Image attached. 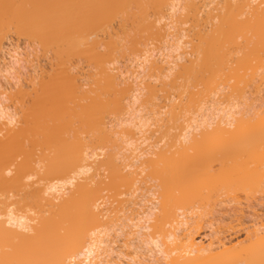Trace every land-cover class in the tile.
Listing matches in <instances>:
<instances>
[{
  "label": "bare ground",
  "instance_id": "obj_1",
  "mask_svg": "<svg viewBox=\"0 0 264 264\" xmlns=\"http://www.w3.org/2000/svg\"><path fill=\"white\" fill-rule=\"evenodd\" d=\"M175 1H176V3H178L177 0H0V29L6 28V30H3V32L4 31L7 32V30H8L7 28L8 27L10 28L12 26V28L16 29V31L19 34H21V36L26 35L24 37L22 36L23 39H25V37L28 36L30 38V40H28V41H30V43L34 40L35 46H36L35 43L37 42L39 44V46L44 49V50L42 49L43 51L47 50L45 52V55H46V53L48 55V51H51L50 55L54 54V56H52V58L54 59L55 56L57 58V59L53 60V61L56 60L55 63H57V60H58V63L55 65L53 64V61H52V64H50V63H49V65L47 64L48 68L50 69V70H48L49 72H47V73H45L44 71L41 72V70H43L44 68L42 67V65L40 66L38 63L36 66H34V68H32L33 70H31V72H34V74L36 73V71H38L39 73L41 72L40 73L41 77L39 76L40 79H37L36 74H35V80L36 79L39 80V81H36V82H38L37 84L34 85V83H36V82H34V79L32 78V76H31V80H28L29 83H30V81L31 82L33 81V83H30L31 85L27 84L30 87L34 88L33 92L31 91L32 88L30 90L31 94L33 93L32 95H30V92L26 90L25 87L27 85L25 86L26 83H23V81H21L22 79L20 81L17 79L15 81L17 83H14V84L11 82L12 84H9L10 87H9V85H7L8 87L6 86L7 91L12 92L10 97H8L6 100L9 101L12 99L14 102L17 100L15 102V105H16V103L20 104L21 101L23 102L24 99H25V101H27L26 99L30 98L31 103L29 104V101H27L28 103L25 102V105L29 104L28 105L29 107H27V106L25 107V105H23L21 103V107L19 108V113H17V114L15 113V115L13 114L14 116L6 113L3 109H0V135H1L0 136V201H1V199H3L2 196H4V194L6 196L7 190H8L7 191L8 193L11 192V189L13 188V184H14V187L15 186L16 187H15V189L14 188L12 189L13 193H10V196L7 193V196L11 199L10 200L8 199L9 200L8 201L7 199H5V196H4V199H3V201H1V203L2 202L7 203V202H10L11 200H13V202L14 201L19 202V200H20V202L21 201L23 202V199H24V203H22V202L17 203L18 205L20 204L19 205L20 207L18 206V209H21V208L23 210H24V208L27 209V208H29L28 205L32 204L33 208H35V210H38L37 205L38 204L40 205V202H42V203L44 202L42 205H47V206L43 207V209L46 208L43 211H45V210L50 211V210H47L48 205H49V207H48L49 209L51 207H53V209H56V207H57L56 203L58 202L57 204L61 205L60 207H62L60 210L64 211V212H62L63 214L61 215L60 218L58 217L59 214L58 215L52 214V215H55V217L53 216L54 218H59V219H55V221L52 220L51 218H49L50 217L49 215L51 213H53V211L55 213L57 210H59L60 207L58 206V209H56V211L52 209L53 211L51 210L50 212H48V213H50L48 216H46L45 215L46 212H44V216L43 217L40 216L41 219L39 218L40 222H37V221H39V219H38L39 215L43 214L42 212H41V214L38 213L39 215L37 217V219H38L37 220L36 218H34V214H36L35 212H38V211H34L33 212L34 214L32 213L33 217H30V215H28V214H31L30 212H32L34 210L33 208H32L33 210L31 208L29 209V211L25 210L27 212V215H25L26 213L23 215L24 212H21V211H23L22 209L18 210L20 212L17 211V209H16L17 206L15 207L16 203L14 205H13V202H12V204L10 202L9 205H8V203L7 204L5 203L6 205L3 204L5 206H8V208L10 207V209H8V208L6 209L4 206L0 208V212H1V209H3V208L6 211L5 212L4 210H2L1 213H3V212L4 213L3 214L0 213V226H2V223H3L7 227V228H5L3 226L5 228V230L3 229V227H1L0 232H2V233L5 232V233L4 234L0 233V237L1 236L3 237L4 235H6L7 231H9V232H7V235L4 236L3 239L1 238L2 241L3 240L4 241L2 242V244H0V249H1L0 255L3 254V257H4V255H6V253H4L2 251L7 250L6 252H9V251L13 250L10 253L13 256L15 254V252H17L16 255H18V256H16V258L20 257L19 259L22 262L20 264H25L23 261H28L29 264H139L137 262L138 261L137 259L141 258V256H143V255H145V257L147 256L153 264H193V263L195 264L196 260H199L200 262H201V260H203V262H204L205 259H208L211 256H213V258H211L212 261L213 260L215 261L216 258L214 257V254L216 253L215 251H217V250H215L216 248L220 249L219 247H221L220 251L223 253L222 249L225 245H226V249H227V246L229 248L232 243L233 244L235 243V240L230 239L232 234H233V236H235L234 234H237L239 232H244L245 233L244 236L246 235L245 237L247 238L246 242L248 243L250 239L253 240L255 238L254 239V241H255L256 238L260 237V235L264 233V228L261 229L263 225L260 228V230H262L263 233H261L262 231H259L260 232L259 235L256 233V232H258L259 229L257 228L258 230L256 229L257 230L256 231L252 228L254 226L257 227V225H258L257 219H260L262 216V214H260L261 216H259L260 212H258V211L261 208H263L264 205H263V207H260V209H257L256 208L257 205L254 206L252 204V205L245 206V203H244L243 207L244 208L247 207L248 210L245 211V209H243V207H241L243 210H241L239 208L241 212H239V210H237L239 212L238 214L241 213L239 216L240 220H239V218H237V220H239L237 222L240 225V229H239V227H237L238 228L237 232L233 230L234 232L232 234H231V232L228 233V231H227L228 235H226V233H224V232L220 233V231H213V224L214 223L211 224L212 221L204 229L205 232H197L198 231L197 229H199V226H198V228L195 226L197 229H195L193 231H192V229L189 230L190 225L188 224L189 225L188 226L185 222V220L188 218L189 214L191 215L193 213V211H192L193 208L197 209L196 207L203 204V202H204V204L201 206H203L204 208L206 207V205H208V204L210 205L212 202L210 200L211 199L213 200V195H215L216 190H218L220 187L222 188L223 185L225 187L227 186L226 189H229L228 190L229 193L227 192V190H225L228 195L231 192L230 189L234 190L232 188L238 186V187H236V188H238L237 192H239V191L243 192L244 191L243 193L245 194V197H246V195H248L249 196V197L247 196L248 198H250L252 196L251 199L252 198L254 199L255 198L254 194L257 196V194L259 195V193H260V194H262L261 197L264 198V170H263L264 168L262 169V165H264V108H263L264 103L262 102L263 103L262 107L261 106L257 107V104H256V106L250 104L253 107L255 106L254 109H253V107H251L252 109L250 107L248 108L249 104L246 106V103L244 105V108H243V105H241V104H243V103H241V102H243V97L246 96L244 91L246 90V93H247V90H252L251 87L253 88V85H254L252 81L256 82L254 77H256V79L257 80L259 79V80L256 82L257 84L255 83L256 86L254 85V88L252 90L254 93L252 92V94H254V95L257 94V96H260L262 94V92L264 91V89H263L264 88V77H263V75H260L261 73L262 74L264 73V72H262V71H264V69L263 70L261 69V66H262V68H264L263 67V65H264V63H263L264 62V59H263L264 58V56H263L264 55V0H238V1H235V0H222L221 1V0H219L221 2H218V0H217L218 5L216 3H214V4H216L218 7H216V6L214 7V5H211L213 3V1H215V0H181V1H179V3L183 1V4L181 3L183 6L181 4L179 5V3H178L177 8L175 5ZM207 1H209V2H207ZM219 4H221V6ZM180 6H182L183 8ZM210 6H213L214 9L210 8ZM178 7L182 8V10L179 9ZM177 9L181 10L183 12L178 13L179 11ZM167 12L170 14H168ZM175 14L176 15L179 14V16L176 17ZM174 15L176 17L175 21L177 20V22H175V23H177V24L179 23V26L181 25L180 26L181 28L179 26H177L176 24H175L176 25L175 26L174 23L171 22L175 18ZM115 19H117V21H119V22L116 21L117 22L116 23L114 21ZM214 20L218 21L217 22L218 24L214 22L217 25L216 26L214 25L215 27L212 28V31L210 30L211 31L210 32L209 29H211L210 27L212 25L209 27L208 23L210 21H214ZM113 21L115 22V27H116V25L117 26L119 25L118 28H120L121 31L125 26L130 25L127 27L131 28L130 29L131 31L129 29H128V31L132 32V33H130V34H133L132 36L129 35V33H125V35L127 34L126 35L127 37H126L125 35L122 34L123 31L122 32L118 31L119 35L122 34L123 36L126 37V38L125 37L122 38L120 36V39L122 38V39H124V41L126 39V42L124 44L126 45V47L130 46V49L126 50L127 48L124 45L123 46L121 45L122 47H120V48L118 47V46H120V44L118 45L117 40L119 41L120 39H118L119 38L118 37L116 40V37L119 35L117 34V31L114 30L115 27L112 29L111 25L114 24ZM166 21H168V22L170 21V23L167 22L168 23L167 24ZM173 22H174V20H173ZM170 24H173L175 27H178L180 31H181V29L183 30V28H185V30H183L185 32H186V26H187V28L189 27L187 29V31L189 32V34L192 32L194 33L193 35H194L195 39L198 40L197 41L198 44L195 45L196 42L193 43V42H190V40H189V42H185L184 47H186L187 49H189L188 46L191 45L190 52L187 51V49L185 48L186 52L183 51L184 53L182 52L181 56L177 55L175 57L174 55H172L173 49L171 50V47L174 48L173 51L176 55V53H177L176 50L178 51L180 49V47H178L177 44L173 43V45L174 44L176 45L175 47L172 45L171 46L165 45L162 48L160 47L161 49H159V47H158L159 43H158V44H156V46L158 47V49H157L158 54H156L157 51L155 52V54H156V55H154L155 57H152L153 54L151 55V53L147 54V50H149V48H150V47L147 48V44H148V46H151L153 44V43H151V44L149 43L150 39H151V41H153V39H156V40H154V41H156V43L160 42L161 39H162L161 41H163L164 39L165 40L166 39L174 40L173 38H175V37H173V35L171 33H169L167 30V28L169 29V31L171 29H173L172 31H173L174 36H175V33H176L174 30L175 28L173 26H171ZM206 25H208V27H209L208 31L210 33L204 32L205 30H207ZM203 29H205V30H203ZM9 30H8V32H9ZM11 30H13V29H11ZM116 30H118V29H116ZM123 30L125 31V30H127V28L123 29ZM172 31H170V32H172ZM176 31H177V29H176ZM183 31H182V34L185 33ZM3 32H2V30H0L1 34ZM11 32H13V34L17 35V32L15 33L14 30ZM120 32H121V34H120ZM1 34H0V36H1ZM7 34L6 35L3 34V35L8 36ZM10 35H12V34H10ZM193 35L190 34L189 35L190 38L193 39L194 38ZM17 37H15V38H17ZM100 37H101V39H100ZM144 37H147L148 41H149L148 43L146 42V44H145V41L147 40V38L145 40H143ZM182 37H183V35H182ZM0 38H4V37L2 36ZM29 38H27V39H29ZM136 38H137V40L142 38L141 39L142 41L140 40L139 42H137ZM184 38H185V40L190 39V38H188L187 35L186 36L184 35L183 39ZM122 39H121V41H123ZM157 39H159V41ZM195 39H193L192 41H195ZM0 41H1V39H0ZM17 42H19V41H17ZM127 42H130V45H127L126 44ZM143 42H144L145 48H147V49L144 48L146 50V53L144 50H142V52H140L141 54H138V53H135V54H137L136 55L137 57H138V55H141L142 57H144V54L145 55L147 54L149 56L151 55L150 57H152V58H150L148 56V59H147V57H146L147 55L143 58V61L146 63L147 67H145V69H144V67L141 65L145 66V64L143 63L142 59H141V61H142L141 62L140 59L138 58L139 59L138 61L143 63V64L137 63L138 61L136 60L137 62L133 63L130 67L127 66L126 71H125V66L127 65V63L129 62L130 59L127 60L126 58H124L122 53L125 52L124 54H126L129 50H131L132 52L130 51V53H127V54L133 55L132 57H134L133 59L135 61L136 56L133 53V51H135V50L138 51L139 48L143 49V47H141L139 45V43L142 44ZM168 42H169V40L166 41V44L169 45ZM176 42L180 43V42H178V40H176ZM119 43H120V41H119ZM1 44H0V47L2 46ZM38 44H37V48L39 47ZM121 44H122V42H121ZM164 44L165 43H162V45H164ZM199 44H201V45H199ZM34 45L32 44V47ZM35 46H34V49L36 48ZM103 46H104L105 50L102 49ZM179 46H181V45L179 44ZM123 47H124V49H123ZM34 49L31 50V53H32V51H34ZM141 49H140V51H141ZM27 50L29 52V49H27ZM39 50H41V48ZM101 50H103V51H101ZM243 50H244V52H247V53L244 54V52H242ZM4 51H6V50H4ZM43 51H42V53H43ZM52 51H53V54H52ZM143 51H144V54H143ZM164 51H167L169 53L165 54ZM38 52H40V51H38ZM150 52H152V51L150 50ZM241 52H242V54H240ZM11 53H12V50H11ZM22 53H24V52H22ZM33 53H36V52H33ZM42 53H41V56H42ZM131 53H133V54H131ZM130 55H128V56H130ZM261 55L263 57H261ZM27 56H29L28 53H27ZM49 56L47 57L48 59L51 57V56L50 57ZM116 56H117V58H118V56H122V58L124 60L125 59L127 60V62H124L125 66H124V64H122L123 61H121L122 62L121 64L124 68H122L121 65L120 66L116 65V63L118 64L117 61L119 59L118 58L117 61L115 62ZM156 56H157V58H156ZM158 56L161 59L158 58ZM186 56L188 58H186ZM70 57H76V58L79 57L77 59L75 58L77 61L75 59L71 58V60H70L71 63L73 61L72 64H74V60L76 63V65H73V66H76V67H77V65L79 66L81 63L84 62L81 60L84 59L87 62V64L91 65L90 68L92 67V65H94V70H93V68H91V70H93L94 72L92 71V73L90 74L91 70L89 71L88 69H86L89 72L87 71L88 73L87 72L85 73V75L88 74V77H87V79H84L85 75L83 74L84 75L83 76L81 71L85 70L83 68L84 67L83 65H85L86 62H84V64H82L83 67H77L78 69L81 68L80 69L81 71L79 72V70L74 69L73 66L71 67V65H69V64H68L69 66L67 65V63H69L68 60L70 59ZM80 57H81V60H78V59H80ZM7 58H13L11 56V54L9 53V51L5 52L2 55V57H0V66L1 67H2V65L3 66L7 65L6 64ZM67 58H69V59L67 60ZM128 58H131V56ZM149 58H150V60H149ZM28 59H29V57L27 58V60ZM42 60L43 59H41V61ZM44 60L46 62V59H44ZM9 61H10V59H9ZM33 61H34V59H33ZM80 61H81V63H79ZM22 62H23V60H22ZM36 62H37V60H36ZM34 63H35V61H34ZM43 63H44V61H43ZM113 63L117 67L115 65H113L111 67V65ZM131 63H129V65ZM260 63H261V65H260ZM87 64H86V66H87ZM233 64H234V66H232ZM140 66L143 67V70ZM119 67L124 69L123 72L121 71L122 69L120 70ZM26 68H27V66H26ZM82 68H83V70H82ZM88 68H89V66H88ZM130 68H133V69L131 70ZM140 68H141V71H147L148 72V73H146L148 75V77L147 76L144 77V78L148 79V81L145 80L144 78H141L143 76H141V74H140L141 72H138V70H140ZM256 69L259 71H256ZM11 70H12V68H11ZM21 70H22V68H21ZM254 70L260 74L254 73L255 72ZM27 71H29V70H26V72ZM45 71H47V70L45 69ZM127 71H128V73H126ZM228 71H230V72H228ZM20 72H22V71H20ZM153 73L154 74L156 73V76L153 75ZM225 73H226V75H224ZM28 74H29V77H27V78L29 79L31 73H28ZM222 74L226 77L224 78V76H223V78H220V77H222ZM227 74H228V76H227ZM32 75H33V73H32ZM81 75H82V77H80ZM25 76H27V74ZM257 76L258 77L260 76V77L257 78ZM37 77H38V75H37ZM178 77L181 80H178ZM205 77L207 78V80L205 79ZM228 77H230V79ZM80 78H83V79H80ZM149 78H151V79H149ZM250 78H251V82H250ZM19 79H20V77H19ZM163 79H166V80L164 81ZM175 79L177 80V82H175ZM222 79L224 80V82ZM228 79L229 80L232 79V81L228 82ZM4 80H6V79H4ZM24 81L26 82L27 80L24 79ZM179 81H181V83H178ZM218 81L219 82L221 81L220 85H221V83L223 85L220 87H222V89L225 88V90L229 89L230 91H228V92L233 96L232 97L230 94H226V93L222 94L224 91V89H223V91L221 93L222 97H223L222 99L223 100L225 99V101H226L227 96L226 97L223 96L226 94L229 96L228 97L229 99L233 98V101L236 99H237V101L240 100V103H241L240 106L241 107L240 106H239V108H238V106L235 107L236 105H234V104H236L237 102L233 103V105H234V107H233V105L229 104V101L231 102V100H229L228 105L225 108L223 106L224 109L217 108V106L219 104H218V101L216 102L217 99L215 100L214 97H216L215 95L217 93L220 94L219 90H218L219 92H217V91H216L217 93L215 92V90H217V89H215L216 88L215 86L219 87ZM233 81H235V82H233ZM83 82H85V83H83ZM226 82H228V83L226 84ZM199 83L200 84L203 83V85H205V88L207 87L208 89H210L212 91L209 90L210 91L209 92L208 89H206L208 93L204 90H202V92H201L200 87L202 88L203 85L202 84L199 85ZM142 84L143 85L145 84L144 89L140 87V85H142ZM228 84H230L229 85L230 88H228L229 87ZM249 84H253V85H251V87H250ZM143 85H142V87H143ZM168 85L171 87L167 88ZM196 85H198L199 87H195ZM224 85H226L228 89H226V86L224 87ZM33 86H35V87H33ZM30 87H28V88H30ZM158 87L161 88L159 90L164 94V99H165V100L163 99V101H165L164 106L163 107L160 106L161 108L160 107H158V108H159V110L162 108L167 109V110L161 111L162 113L159 112V110L158 111L156 110V113H161L160 115L161 116L163 115L164 118H165V114L167 113L166 117L169 116L168 117L169 119L165 118V120L168 121L167 123H169V124L171 123V125L166 126L167 124L166 125L164 124L165 127H168L165 129L166 130L165 131L166 134H165V132H163L161 130L162 128L164 130V126L162 124V121H163L162 119H164L163 117L161 118V116H160L161 119L158 121L159 122L158 126L156 123L157 121L154 124H152L151 122H149L148 124L156 125L158 127V130L162 131L161 135L159 133H156V132L153 133L154 131H156L157 128L154 126H149L147 124V121H145L146 119H149L154 114V112H155L154 108L157 107L156 104H154V102H153V106H150V109H148L149 107L147 105H146V107L143 106L144 104H146V102L141 105L142 109L140 107L139 108L134 107V104L136 105L139 101H141V100H139L140 97H143L145 95V93H141V94H144L143 96H141V94H138L140 91L142 92L141 89H143V92H146V93L148 92L150 94V95L146 94V96H145L146 98L150 96L149 100L152 101L151 97H153L154 98L153 101L156 100V102L158 101V103L160 104L159 94L157 92ZM165 87L167 89H165ZM190 87L192 89H194V87L197 89L199 88V90L194 89L192 92H189L191 89L188 90V88H190ZM247 87L249 89H247ZM22 88H24L25 91ZM205 88L203 86L202 89H205ZM231 90H232V93H231ZM170 91H171V93H170ZM213 91H214V93H213ZM27 92H29V93H27ZM185 92H188L189 95H188L187 100L184 99V103H183L182 95ZM196 92H198L199 94ZM174 93L177 95L172 97L171 95H175ZM205 93H206V95H204ZM248 93H251V92L249 91ZM259 93H261V94L258 95ZM133 94H134V97H133V100H131L132 103H130V101L128 99L127 101L129 103L124 107V105L121 102L126 100V98L129 95H130L129 98H132L131 96ZM208 94H210V97H207ZM263 94H264V92H263ZM169 95L172 98H170ZM5 97H7V96L5 95ZM217 97H218V95H217ZM141 99H143L145 101L144 98H141ZM258 99H259V97H258ZM127 101H126V103H127ZM185 101L187 104L191 103V104H189L190 107L187 110H186V108L188 107V105H187V107L185 105H183V104H185ZM250 101H249V103H250ZM14 102H12V103H14ZM140 104H141V102L139 103V106H140ZM150 104L152 105L151 102H150ZM13 105H11V106H13ZM191 105H192V108L196 107L194 113H192L193 111H189V110H194V108L193 109L191 108ZM237 105H239V104H237ZM19 106H17V107H19ZM152 107H154V108H152ZM143 108H144V110H147L146 111L147 113H148V110H150L149 111L150 113H148V115L152 114L151 116L147 115L149 118H146L145 120H143V117H141L142 114H140V113H142ZM158 108H156V109H158ZM8 109H9V107H8ZM17 110H18V108H17ZM253 110H256V111H253ZM151 111L152 112L154 111V112L152 113ZM165 111H166V113L164 114ZM107 112H114V114L119 113V117H121L122 112H123L124 118L121 119L119 123L115 122L117 124L113 123L112 121H110V122H112L111 124H109V122L106 123L105 119L106 120L110 119L113 116L111 113V114H109L111 116H108V118H105L104 114ZM185 112H186V114H185ZM187 112L188 113L191 112V114L193 115V118H189L191 115L188 114ZM116 114L114 116L116 117L115 120L117 121L118 114H117V116H116ZM185 115H188V118ZM143 116L145 118L146 114H144ZM156 116H157V118H159L158 115H156ZM156 116L153 115L152 117H156ZM119 117H118V119H119ZM165 120H164V122H165ZM160 123L162 125H159ZM151 127H154L155 129L153 128L154 130H152V129H150ZM160 127H162V128L159 129ZM208 128L209 129L212 128V130H209ZM118 129H119V131H118ZM169 129H172L176 132L172 135L171 134L169 135V133H170ZM144 130H146V131H144ZM148 130H152L153 132L152 131L151 132L154 135L157 134L156 137L158 138V141H159L158 143H162V138H163V140H164V138L167 139L166 142H164L166 144H164V145L162 144L160 147L158 145V143L155 142L156 144H154V145L151 144L152 145L151 146L149 144L153 143V141L150 142L149 144L147 141H145V144L143 143L144 145H146V142H147V144L149 146H151L148 148L149 152L146 149L148 145H146V148L143 147V149L141 151V153H142L141 157L144 159H142L139 155H138L139 156V158H138V156H136L137 154L136 155H135V153L133 154V152H135V151H136V153L139 154V152H137V150L139 151V149H137L134 146V144L135 143L137 144L138 140H140L141 137H142V139H143V137L144 138L147 137L146 133L148 132ZM158 130H157V132H159ZM30 132H33V133L30 134ZM34 132L37 134L39 133L43 137V140H42V139H40L41 137L39 138L40 135L39 136L37 135L38 141H42L44 144L40 143V142H38V144H34L32 140H30V141H32V143H30V141H29L30 144H27L28 143L27 140L30 139V138L27 139V137L29 135H30V137H32V134H35ZM167 132H169V133L167 134ZM211 132L213 135H211ZM213 132H215V134ZM148 133H150V132H148ZM140 134H142V136L139 138L138 136H140ZM162 134L164 136H162ZM35 135H33V137ZM84 135H87L86 136V137H88L87 139H91V141L88 140L89 144L91 142V147H88V148H92V142L95 144L99 143L98 145L93 144L95 147L96 146L97 147L96 148L94 147L92 149H93V151L94 150L97 151V148L99 147V149H98L99 152H100V150H102L101 154L99 152H98L99 155L93 154L96 151H94V152H92V154H90L92 149L91 150L89 149L90 152L86 153V151H87L86 148L89 144H87V140H86V137ZM210 135L212 136V139H211ZM135 136L138 137V139ZM149 136L151 137L152 134H150V135L148 134V138H149ZM158 136L161 138H159ZM91 137L95 138V140L93 141V139ZM134 137L136 138V140L134 139ZM200 137H202V138H200ZM207 137L208 138L210 137L209 140H206V139H208ZM154 139H155V137H154ZM24 141H27V142L24 144ZM134 141H136V142H134ZM199 142H200V144H199ZM108 143L109 144L111 143L113 145V146L110 145V148L112 149L111 151L113 153H110L111 151H109V152H107V155L103 156V154H105V152H106V149L110 150V148L108 149V146H107ZM23 144L27 147L36 148L39 151V152L36 151L38 154H40L39 149L43 145H46V147H47V145L50 144L49 146L51 147L52 150H50L49 151L50 153H49L46 151L45 148H44L45 150L41 149V152L43 151L42 155L40 154L41 156L37 157L38 155H36V152L34 151V149H30V148L26 149L27 147H24ZM41 144H43V145L39 147V145H41ZM100 144L103 145L104 148L101 149L99 146ZM114 144L116 145L115 147H114ZM197 144H199V145H197ZM207 144H208V146H207ZM35 145H38V146H35ZM53 145H55V147H53ZM197 146H199L200 149ZM105 147H107V148L105 149ZM116 147H117V150L115 149ZM208 147H209L210 151L206 150ZM47 148H49V147H47ZM53 148H55V149L57 148L56 150L58 151V153H55L54 152L55 149L53 151ZM150 148H152L153 150H150ZM201 148H202V150H201ZM118 149L121 151L122 155L124 154L123 157H122V155H120V151ZM145 149H146V151L144 152ZM51 151L53 153H55V155L56 154L60 155V157L64 156L63 158L65 159V161L61 162L62 159H60V157L57 156V158H59L60 160L56 159L54 157L56 159L55 160L56 162L54 163V160L50 159L51 163L49 165L48 156L49 155L51 156ZM124 152H127L128 154L127 153L125 154ZM44 153H45V155H44ZM46 153H47V155L48 154L49 155L47 156ZM117 153H119V154H117ZM129 153H130V156H129ZM143 153H145V154H143ZM112 154H114V155H112ZM61 155H63V156H61ZM125 155H127V156H125ZM132 155H135V156H133L134 157L132 159L133 161L130 158ZM19 156L20 157L22 156L23 158L22 157L19 158ZM35 156L37 157V159L43 158L45 160L46 158H48V159H46L45 162H47V163H45V164H47L48 166H52V167L50 168L48 173H46V171H45L46 175L48 174V175H58V176L63 175L64 176V174H67L68 172H72L74 175L72 174L73 175L72 176L71 173H69V175H71L70 178H68V176H69L68 174H67V177L66 176L64 177V179L68 178V180H63L60 182L57 181L58 183H56L55 180H57V179H55L54 177H53L54 179H52V177L50 176L52 179V180H50V178L49 179L47 178L48 175L47 176L43 175V178H46V180H48V181L50 180L53 183L54 182L55 183L53 185L50 184L51 186H49V188H48L46 185H44L45 181H43V179L41 178L42 183L44 182L43 185L41 186L40 182H37V183H39L38 185L42 187V191H45V190H43L44 186L47 187V188H44V189H47V191L44 192L45 196H42L43 192L40 193L41 187H39L35 184L33 185L30 183L32 181H35V183H36V180L38 179L37 178L38 175L35 178L33 177V180H30L32 177L28 176V175L34 174L33 172L36 170L35 167H39V165L35 166V167L32 165L36 162ZM202 156H204V159L201 158ZM51 157L53 158V155ZM127 157L130 158L129 159L130 161L127 159ZM209 157H211V158H209ZM115 158L117 160H115ZM135 158H137L138 160L140 159L138 161L139 162L138 164L140 167L144 166L143 170H144V172L147 171L148 172L147 174H145L143 172V170L139 171L140 172L139 173L137 170L140 167L137 168V170L135 169V164L137 165V163H136L137 159H135ZM21 159H22V161H21ZM43 159H41V160L44 162ZM121 159L123 161H121ZM141 159H142V162H141ZM15 160H16V162H14ZM18 160H19V162H18ZM58 160L60 161V163ZM203 160L205 161V163ZM37 161H40V160H37ZM116 161L121 162V163H118V162L116 163ZM125 161H127V162H125ZM131 161L134 163V165H133V163H131ZM43 162H41V164H43ZM128 162L131 163L132 165L131 164L129 165ZM140 162H141V164H140ZM36 163H38V162H36ZM58 163L61 164V166L58 165ZM211 163H213V164L215 163L217 165L221 164L220 166H223V168H225L226 165H228L230 168H227V172H229V174H231V176H244L243 180L246 181L248 178L247 183L245 184V181L242 182V180L240 178L234 179L231 177H227L225 174L216 173L217 176L215 177L214 171L212 173H210V167H211L210 165H213ZM121 164H123V165H121ZM125 164H127V165L124 167ZM144 164H146L147 166H145ZM251 164H252V166H250ZM11 165H12V167L13 166L15 167L18 165L22 170L20 168L17 169L18 168L17 167L15 172H13L14 170L11 169L12 168V167H10ZM120 165L123 167H121ZM141 165H143V166H141ZM9 167H10V169H9ZM40 167H41V171H44L43 170L44 166H40ZM212 167H214V166H212ZM238 167H239V170H238ZM34 168H35V170L33 171ZM127 168H129V170L130 171L132 170V171L128 172L129 170ZM236 168H237V170H236ZM26 169L28 172L26 171ZM91 169H92V171H91ZM134 169H135V172L137 171L139 173V174L137 173L138 176L141 174V172H142V175L145 174L147 176V177H145L146 179L140 180L142 178H140L138 176L136 177L135 172L133 171ZM140 169H142V168H140ZM228 169H229V171H228ZM17 170H20V171H17ZM30 171L32 174H29ZM230 171H232L233 173ZM238 171H239V173H238ZM39 172H40V169H39ZM90 172H92V173H90ZM11 173L12 174L14 173L16 175H14V174L11 175ZM18 173H20V174H18ZM25 173H27L26 177H29V179L27 178L28 181L30 180L29 182L27 181V183L23 182V179L25 180L26 177L25 178L21 177V176H25L26 175ZM43 174H44V172H43ZM149 174L155 180L150 178ZM17 175H18V178L16 177ZM142 175H141V177H142ZM19 176H20V178H19ZM40 176H42V175H40ZM44 176H46V177H44ZM133 176L136 178H139L140 182L144 181V180L149 181V179L153 180L150 182L147 181V183L145 185L143 184L144 187L147 186V184H149L151 182L152 183L154 182L152 184V186L153 185L155 186L156 183L159 184V185H156L157 187L155 186L156 188H158V190L157 191L154 190L156 193L154 194V192H153L152 195L153 194H154V196L156 194L159 195L160 196L159 199H161V202L158 199V196H155L157 198H156V202L154 201V203L146 200L145 196H143L145 201H148V203L150 202L149 206H147V204H146V206H144L145 201L142 199L143 197H141V198H140V196L138 197V195H137L138 192H136V191L131 193V195H130L131 197L130 196L128 197L125 195L123 196V194H125V192L120 193L123 188L124 189L126 188L125 190L128 191L126 193H129L132 191V189L135 190V188H136L133 186V184H136V182H137L136 185L139 184V180L134 179ZM12 177H14V178H12ZM210 177H212V178H210ZM21 178H23V179H21ZM143 178H144V176H143ZM209 178L212 179V181H210V180L208 181ZM224 178H225V180H223ZM226 178H228V179H226ZM194 179H195V181H198V183L194 184L193 183ZM11 180H13V181H11ZM20 180H22V181H20ZM218 180H220V181H218ZM233 180H235V181H233ZM203 181H205V182L202 184L201 182H203ZM229 181H231V182H229ZM219 182H220V184H219ZM257 182L260 183L262 186L258 185ZM11 183H12V187H11ZM46 183H47V181H46ZM199 183L201 186L199 185ZM208 183H211V186H213L212 183H214V187H217V189L216 188L212 189L215 191V193H214V191H211L214 194H212V195L210 194L211 197H209V198L207 196L208 192L205 190V189L208 190V188H205V187H208ZM216 183L218 184V186L219 185L220 186L219 187L215 186V185H217ZM237 183H239V184H237ZM248 183H249V186L247 185ZM17 184L21 187V189ZM25 184L26 185L28 184V185L24 186ZM231 184H233V187ZM255 184H257V185H255ZM32 185H33V188H32ZM245 185H247L250 188H247V186H245ZM253 185L255 186V188ZM7 186H9L10 188L8 189ZM68 186L72 187L71 188L72 191L70 190V188ZM132 186H133V188H132ZM197 186H199V189L200 188L201 189L200 190L196 189ZM67 187L70 190L69 193H67L68 191L66 192V190H68ZM141 187H143V186H141ZM155 187H154V189H156ZM258 187L261 190L260 189L257 190ZM1 188H2V190H1ZM6 188H7V190L4 191ZM22 188H25V189L32 188V189L28 190L29 192L27 191V193H29V194L26 195V199L24 197L22 199H19V197L26 191L25 189H24V191H22L23 190ZM244 188H247V189L244 190ZM251 188H253V191H251ZM34 189H35V192H34ZM119 189H121V190H119ZM149 189H151V190H149ZM149 189L146 187V190L147 191L149 190V193H150L153 190V187H149ZM224 189L225 188L223 187L221 190L222 193L224 192L223 191ZM13 190L14 191L16 190L15 191L16 193H14ZM125 190H122V191H125ZM141 190L143 192L142 188H141ZM248 190L254 194H252V193L248 194L249 193ZM255 190H257V191H255ZM21 191H22V193H21ZM245 191L246 192L248 191V192L245 193ZM261 191H262V193H261ZM18 192L21 194V195L19 194L20 196H18ZM203 192H204V195L200 194ZM218 192H220V190ZM106 193H107V196L105 195ZM149 193H148V195H149ZM226 193L224 195H227ZM11 194H12V196L15 195V197L12 198ZM31 194H32V196H31ZM232 194H234V193H231V195ZM16 196H18V197H16ZM23 196H25V195H23ZM121 196L127 197L128 199L132 198L135 200L138 197L137 200L140 203L135 202L136 203L135 204L133 202L134 204H131L132 206H130V208L133 206H137V208H139L140 206L138 207V205H142V206H144L143 211H145V210L146 211L143 212L141 210L142 209L141 208L142 206H141L140 211H142V212L138 213V210H136L137 212H135L134 211L135 209L131 208L132 212L130 214V212H129L130 209H128L129 207H128V204L126 203V201H127L126 198H122L123 200L125 199L126 201L124 202V205H123L124 208H121L122 203H123V201L119 202V197H121ZM149 196H151V193ZM216 196L219 199V197H218L219 194H216ZM220 196L223 197L222 195H220ZM232 196H229V197H232ZM32 197H34V198L36 197V199L33 198L34 200H31ZM203 197L205 199H203ZM15 198H18L19 200L18 199L15 200ZM115 198H118L117 201L115 200ZM27 199L29 201H27ZM108 199H110V200L113 199L114 202L116 201L117 203L115 202L114 204H117L118 205L117 207L118 208L120 207L119 209H121L122 211L119 210L118 208H116V206H115L116 209H114V208L111 209L112 207H114V206H112L113 202L109 204L110 200H108ZM122 199H120V200H122ZM224 199L227 200L226 196H225V198L223 197V200ZM30 200L34 201V202L36 200V203H34V204H37V205H35V207H34L33 202H31ZM113 200H111V201H113ZM195 200L197 202H195ZM157 201H158V203H157ZM193 201L195 202V205H194ZM213 201L215 202V197H214ZM29 202L31 204H28ZM198 202H199V204L197 205ZM206 202H207V204H206ZM239 202L240 201H238V204H240ZM243 202H241L240 205H242ZM249 202H251V201L249 200ZM145 203H147V202H145ZM155 203L157 205L159 203L160 204L157 206ZM191 203H193V206ZM120 204H121V206H120ZM11 205H13L14 207L13 206L11 207ZM21 205H22V207H21ZM39 205H38V207L42 206V205L41 206H39ZM224 205H225V203H224ZM0 206H2V205H0ZM54 206H56V207L54 208ZM107 206H109V207L112 206V207H110L111 210H115L118 213L120 212L118 220L116 217L118 214L113 216V219H116L115 221H112L111 218L108 219L109 213L107 215V211L109 212V207H107ZM156 206L158 208H156ZM189 206L192 208L191 209L188 208ZM201 206L199 208H202ZM259 206H260V204L258 205V207ZM106 207L108 208V210ZM125 207L128 209L127 210L128 212L125 210ZM12 208H15V211H17L18 214ZM208 208H210V207H208ZM117 209H118V211H117ZM185 209L190 210V212L192 211V213L189 212L188 215L186 216V213L188 211L186 212ZM124 210L127 213H129L130 215H132V213H133L132 216H135L136 222H133L134 217H132V216H131V218H128V216L124 217L125 214L120 216L122 212L126 213V212H124ZM39 212H40V209H39ZM60 212H57V213H60ZM112 212L110 211V213H112ZM134 212H135V214H134ZM201 212L203 213V211H201ZM20 213H21V215H19ZM48 213H46V214H48ZM194 213H195V211H194ZM202 213H201V215H202ZM204 213H205V211H204ZM235 213H234V215H236ZM114 214L115 213L110 214V215H114ZM155 214L156 215L158 214V215L156 216ZM36 215H35V217H36ZM56 215H57V217H56ZM140 215H141V217H140ZM204 215H207V213H205ZM237 216L238 215H236V217ZM32 218L34 220H37V221L34 222V224H36L35 225L36 227L33 226L32 229L33 228L34 229L31 232H34V230H35L34 236L36 237V239H37V236H39L38 237L39 240H40L41 235H39V233L38 234H36V233L39 232L40 230L44 233L43 236L45 239L49 240V239L54 238L55 242L53 239H52L53 240L52 242H54L53 244H55V245L53 246L52 249L54 250L55 246L57 248L54 250V252H56V250H58V249H61V247L64 248V246L66 245L65 243L68 242L69 240H71V241L73 240L70 243L68 249H66L67 251L61 249L63 252H65V254H63L64 257L58 255V253L61 255V251L59 252V250L56 252L57 254L52 253V249H51V251L48 250L53 244L51 245L50 242H48V240H45L44 238H42L43 236L41 237V239H42V240H40L41 242H39V240L35 241L36 240L35 237L32 238L33 234L31 235L30 234L31 232H29L30 230H32L30 227V226H32V223H31L33 221ZM152 218H154V221H152L153 220ZM70 219H73L74 225L70 221ZM199 219L201 221V220H205L206 218L201 219V217H200ZM105 220L107 221V224L105 223L106 222ZM260 220L258 222H259V224L260 223L262 224V222H260ZM56 221H58V222H56ZM68 221H70L72 223V225L74 226V229H73L74 232H73V230H71V232H70L72 235H69L70 233H66V231L70 230V229H68L70 227H68L66 229L67 225H69ZM150 221L153 222L154 226L158 229V231H156V229H155V232L153 231L152 234L153 233H159V236H157V234L156 235L153 234V236L155 235L157 237H155V236L151 237V236H149V234H147V236H146V234L144 235V233H147L144 231V230L147 231L146 225L149 224L148 222H150ZM108 222H110V223L108 224ZM187 222H189V221H187ZM191 222H192V219H191ZM234 222H235V220H234ZM65 223H68L64 227L66 229V231L62 232L63 231L62 229H58L59 227H62V226H58V224L64 225ZM204 224H205V222H204ZM148 226L149 227L151 226L150 229L152 228V225H148ZM166 227H168V229H166ZM37 228H38V230H37ZM54 229H55V231H54L55 233L58 230V232L60 234L65 233V234L69 235V237L74 236V239H72V237L69 238L66 235V237L69 238L66 241L65 234L63 237H62V235H60V237L65 239L64 241H66V242L64 243V241H61V243H63V245L60 248H58L60 245L59 244L60 240L58 238L59 233H57L58 236L54 232H53L54 234L53 233H51L52 235L50 234V232H52L51 230H54ZM125 229H133L134 232L131 231L132 233L131 232L127 233L125 231H128V230H125ZM153 229L154 228H152L151 230H153ZM2 230H4V231H2ZM10 231L12 234L10 233ZM13 231H14V233H13ZM27 232L30 234V237L32 239H34V240H32V242H29L30 241L29 239H31L29 237V239H28L29 241L27 240L29 243L37 244V242H39L38 244H40L42 246L44 244H47L46 246L45 245L43 246V248L46 247L45 249H43V251L39 250V252H43L42 255L41 254L38 255L39 252L37 253L35 250L33 251V249H36L38 246L33 248L34 246L32 247L29 243L27 244L33 248V249H30V248H28V249H30L34 252L33 253L34 254L33 255L34 260L31 259L32 256L30 255V253L32 254V251L29 252V250L26 249L29 254L24 253V251H25L24 247L27 246V245L24 246L27 243L26 240L23 239L26 242L25 244L23 242V250L24 251L22 250V248L20 249V247L17 246V245H22V242H21V244H17L16 242H15L16 244L15 243L13 244L12 241L11 242L9 241V238H10V240L14 238V239H16V241H19L18 243H20L19 239H22V238H19V237H21L23 235L24 237L23 236L22 237L27 239L28 238ZM42 232L40 234H42ZM110 232L111 233L113 232L116 234L114 235L112 233L110 235ZM142 232H144V233H142ZM8 233H10V234H8ZM21 233H27V234L24 235ZM149 233H150V231H149ZM17 234L19 235L18 240H17V238H15V236H18ZM152 234H150V235H152ZM13 235H14V237H13ZM263 235H261V237H263ZM11 236H12V238H11ZM49 236H51V237H49ZM110 236H111V238H113V240L115 239L113 236H115L116 239H117V237H120L121 240L123 239L124 240V241L122 240L123 244H121L119 242V244L122 245L120 248L128 251L127 254H129V253H131V254L127 255L125 253V251H123L122 249H121V251L120 250L117 251L118 253L116 254V251H115L116 248L113 249L114 247L111 246L115 242L113 240L111 241ZM7 237H9V238H7ZM14 239H13V241H15ZM7 240H8V242H7ZM57 240H59V241H57ZM261 240H262V238H261ZM231 241H232V243L230 245H228ZM256 241H255V243H256ZM4 242L10 248H11V246H14V245L15 246L12 248V250H10L8 247H7L8 249L2 248L4 245ZM11 243H12V245H11ZM56 243H58L59 245H57ZM247 243H245V245ZM258 243H261V242H258ZM34 244H32V245H34ZM68 244H69V242H68ZM250 244L252 245V243H250ZM238 245H240V243H238ZM256 245H254V247ZM16 246H17V248H15ZM232 246L233 245H231V247ZM235 246H236V244H235ZM258 246L259 245H257V247ZM263 246H260V248H258L256 250L254 249V251H256L260 254L262 252V250L264 249ZM236 247H238V246H236ZM18 248L20 249V252H19ZM248 248H249V246L247 247V249ZM249 249H251V248H249ZM14 250H15V252H14ZM44 250H46L45 253H44ZM238 250H239V247H238ZM240 250H241V248H240ZM257 250H259V251H257ZM21 251H23V252H21ZM218 251L216 254H219ZM226 251H229V253H230L229 249ZM13 252H14V254H13ZM247 252H245V253H247ZM256 252H254V256L256 257L257 263H256L255 258L252 261V263H251L250 259H248V260H250L251 264H258V261H259L258 258L260 259V256H261L260 261H262V263H263L264 256H262V254L264 255V253L262 252L260 255L259 254L255 255ZM20 253H21V255H20ZM23 253H24V257H25L24 260H23L24 257L22 256ZM212 253H214V254L212 255ZM229 253L226 252V254H229ZM240 254L243 256V252ZM36 255H38V256H36ZM56 255H58V256H56ZM245 255L247 256V254H245ZM258 255H259V257H257ZM12 256H11L12 259H10L11 261L7 260L8 259L7 257H9V254H8V256L4 257V258H6V260H3V261H5V264H8L10 262H14L13 259L15 260V258H14L15 256H13V257ZM224 256L225 255H222L221 257L224 258ZM233 256H235V255L233 254L232 258H233ZM29 258L31 259V261ZM232 258L230 257L228 260L230 261V259L232 260ZM224 259H227V257H225ZM237 259H239V258H237ZM194 260H195V262H194ZM218 260H220V259L218 258ZM16 261L18 262L17 259H16ZM207 261L204 262V264L205 263L207 264ZM224 261H226V260H224ZM139 262H141V261H139ZM227 262H226V264H227ZM253 262H255V263H253ZM221 263H222V261H221ZM230 263H231V261H230ZM234 263H235V261H234ZM262 263L260 262V264H262ZM0 264H3V263H1V261H0ZM13 264H16V263H13ZM140 264H142V263H140ZM218 264H219V262H218ZM222 264H225V263H222ZM244 264H245V262H244Z\"/></svg>",
  "mask_w": 264,
  "mask_h": 264
},
{
  "label": "rangeland",
  "instance_id": "obj_2",
  "mask_svg": "<svg viewBox=\"0 0 264 264\" xmlns=\"http://www.w3.org/2000/svg\"><path fill=\"white\" fill-rule=\"evenodd\" d=\"M179 1H181V0H177L178 3H179ZM215 1H216V2H215ZM215 1H213V3H212L211 5H214V7H215V6L218 7V6H217V5H218V4H217V0H215ZM221 1H222V0H221ZM221 1L218 0V2H221ZM235 1H238V0H235ZM169 2H170V1H169ZM207 2H209V1H207ZM178 3H176V1H175L176 8H177V6H178ZM181 3L183 4V1L180 2L179 5H180ZM214 3H216L217 5L214 4ZM182 4H181V5H182ZM219 5L221 6V4H219ZM182 6H183V5H182ZM182 6H180V7H182ZM220 6H219V7H220ZM214 7H213V6H210V8H212V9H214ZM178 8H179V7H178ZM182 8H183V7H182ZM182 8H179V9L182 10ZM177 10H178V9H177ZM181 10H178V11H179L178 13H180V12L182 13L183 11H181ZM218 10H219V9H218ZM167 13H168V12H167ZM168 14H170V13H168ZM175 15H176V14H175ZM175 15H174V17H175ZM178 16H179V14L176 15V17H178ZM174 17H173V18H174ZM176 17H175L174 19L172 18V19L174 20V22H173V20H172L171 22L174 23V25L176 24L177 26H179V23H178V24L175 23V22H177V20L175 21ZM114 21L116 22L117 19H115ZM114 21H113V22H114ZM115 22H114V24L111 25V26H112V29L115 27ZM117 22H119V21H117ZM117 22H116V23H117ZM167 22H168V21H166V23H167ZM179 22H180V21H179ZM212 22H213V23H212ZM214 22L217 23L218 21H215V20H214V21H210V22L208 23V24H209V27H210L211 25H212L213 27L211 26V27H210L211 29H209L208 25H206L207 30H205L206 28L203 29V30H205L204 32L207 33V32H209L210 30L212 31V28H214V27L218 24V23L215 24ZM168 23H170V21H169ZM168 23H167V24H168ZM210 23H211V24H210ZM118 24H119V23H118ZM162 24H163V23H162ZM170 25L173 26V27L175 28V29H174L175 32H176V33H175V36H174L173 31H172L173 29H171L170 31H172V32H170L169 29L167 28L168 32L171 33V34L173 35V37H175V38H173L174 40L176 39V40H178V42H180V43H177L176 40L174 41V40H171V39H166V40L164 39V40H165V41L163 40L164 42L161 41V40H162V39H161V40H160L161 43H160V42H157V43H156V41H154V40H156V39H153L154 42L151 41V39H150V40H149L150 42H149V41H148V38H147V37H144L143 40H145V39L147 38V40L145 41V44H146V42H147V43L149 42L150 44L153 43L151 46H148V44H147V48L150 47L149 50H147V54H148V53H149V54L151 53V55L153 54L152 57H155L154 55L158 54V50H157L158 47H159V49H161V48H162L163 46H165V45H167V46H171V45H172V46L175 47V46H176L175 44H177V46L180 47V49H179L178 51L176 50V52H177L176 55H175V53H174V51H173L174 48L171 47V50L173 49V50H172V55H174V56L176 57L177 55L181 56V54H182L183 51L186 52V49H187V48L184 47V45H185L184 43H185V42H189V40H190V42H193V43L196 42L195 45L198 44V43H197L198 40L195 39V37H194V35H193L194 33H193L192 31H191L192 33H190V34L193 35V37H194L193 39H195V41H192L193 39L190 38V36H189L190 34H189V32L187 31V29H188L189 27L187 28V26H186V32H187V33H186L185 31H183V30H185V28H183L184 26L182 27L183 30L181 29V31H180L178 27H175L176 25H175V26H174L173 24H170ZM214 25H215V26H214ZM118 26H119V25H118ZM118 26L116 25V27L114 28V30L117 31V34H118V31H121V29L118 28ZM127 26H130V25H127ZM127 26H125V27L127 28V30L124 31L123 29H126V28L124 27V28L122 29L123 32H122V31H121V32H122L123 35H125V33H129V35L132 36L133 34H130V33H132V32H129V31H128V29L130 30L131 28H128ZM180 26H181V25H180ZM180 26H179V27H180ZM173 27H172V28H173ZM10 28L13 29L14 32L16 31V29L12 28V26H11ZM10 28L8 27L7 29L9 30ZM180 28H181V27H180ZM11 29H10V30H11ZM116 29H118V30H116ZM119 29H120V30H119ZM176 29H177V31H176ZM208 29H209V31H208ZM0 30H2V32H3V30H6V28H5V29H0ZM8 30H7V32L4 31L2 34L0 33V34H1L0 37H2V36L4 37V38H0V39H1L0 44L2 43V44H1V45H2L1 47H2V48L0 47V57H2V55H3L5 52H8V51H9V53L11 54V56H12L13 58H7V59H6V60H7V63H6V64H7V65H6L7 67H6V66H3V65H2V67L0 66V73H1V74H0V75H1V76H0V109H3V110H4L6 113H8V114H11V115L14 114V115H15V113H16V114L19 113V108L21 107V103H22L23 105H25V102L29 101V104H30V103H31V99L28 98V99H26L27 101H25V99H24L23 102L21 101L20 104H19V103H16L17 106L20 105L19 107H17V106L15 105V102H16L17 100H16L15 102H14L11 98H10L11 100H9L10 102H9L8 100H6L8 97H10V95H11V93H12V92L7 91L6 86L9 85V84H12V83H13V84H14V83H17V82H15L17 79H18L19 81L22 79L21 81H23V83H26L25 86H26L27 84L31 85L30 83H33V81H32V82L30 81V83H29V81H28V80H31V76H32V78L34 79V82L39 81V80H37V79H40V77H41L40 73H41L42 71H44L45 73H47V72H49L48 70H50V69L48 68L47 64H48V65H49V63L52 64V61H53L54 59H57V58H56V56L54 57V59L52 58V56H54L53 51H52V54H53V55H50V54H51V51H48V55H47V53H46V55H47V56H46V55H45V52H46L47 50H46V51H43L44 49H43L42 47H40L39 44H38L37 42L35 43V44H36V46H35V45H34V42H35L34 40H33V41L31 40L32 42L30 43V41H28V40H30V38H29L28 36L25 37V39H23V37L26 36V35H24V36L22 35V36H23V37H22L21 34H19L17 31H16V32H17V35H16V34H13V32H11V31H13V30H11V31L9 30V32H8ZM178 30H179V31H178ZM126 31H127V32H126ZM130 31H131V30H130ZM182 31L185 32L186 34H185V33L182 34ZM211 31H210V32H211ZM16 32H15V33H16ZM121 32H120V34H121ZM210 32H209V33H210ZM5 33H6V34L8 33V34H7L8 36H4V35H6ZM178 33H179V34H178ZM3 34H4V35H3ZM10 34H12V35H10ZM122 34H121V35L118 34L119 36L116 37V40H117L118 37H119L118 39H120V36L123 38V37H125V36L127 35V34H126L125 36H123ZM188 34H189V35H188ZM19 35H20V36H19ZM182 35H183V37H184V35H185V36L187 35L188 38H190V39H188V40L186 39V40H185V38L183 39ZM17 36H18V37H17ZM100 36H101V35H100ZM15 37H17V38H15ZM126 37H127V36H126ZM126 37H125V38H126ZM176 37H177V38H176ZM178 37H179V38H178ZM191 37H192V36H191ZM11 38H12V39H11ZM27 38H29V39H27ZM122 38H121V39H122ZM181 38H182V39H181ZM18 39H19V40H18ZM100 39H101V37H100ZM121 39L119 40L120 43H119V41L117 40L118 45L120 44V46H118V47L120 48V47H122L123 45L126 47V45L124 44V43L126 42V39H125V41H124V39H122L124 42L121 41ZM141 39H142V38H141ZM141 39H138V40H137V38H136V41L139 42ZM26 40H27V41H26ZM157 40L159 41V39H157ZM168 40H169V42H168L169 45L166 44V41H168ZM170 40H171V41H170ZM180 40H181V41H180ZM182 40H183V41H182ZM17 41H19V42H17ZM25 41H26V42H25ZM101 41H102V40H101ZM141 41H142V40H141ZM24 42H25V43H24ZM121 42H122V44H121ZM170 42H171V43H170ZM19 43H20V44H19ZM21 43H22V44H21ZM23 43H24V44H23ZM29 43H30V44H29ZM158 43H159V46L157 47L156 44H158ZM162 43H165V44L162 45ZM173 43H175V44L173 45ZM193 43H192V44H193ZM9 44H10V45H9ZM28 44H29V45H28ZM32 44L36 47L35 49H34V46L32 47ZM37 44H38V46L41 48V50H39V49H40L39 47L37 48ZM126 44H127V45H130V42H127ZM137 44H138V43H137ZM142 44L144 45V42H143ZM142 44L139 43V45H140L141 47H143V49L139 48L138 51H136V50L133 51L134 54H135V53L141 54L140 52H142V50H144L145 53H146V50H145V49H147V48H145V45L143 46ZM154 44H155V45H154ZM160 44H161V45H160ZM179 44H180L181 46H179ZM14 45H15V46H14ZM20 45H21V46H20ZM22 45H23V46H22ZM121 45H122V46H121ZM193 45H194V44H193ZM199 45H201V44H199ZM25 46H26V47H25ZM27 46H28V47H27ZM140 46H139V47H140ZM30 47H31L32 49H34V51H32V53H31V50H32V49H31ZM137 47H138V46H137ZM156 47H157V48H156ZM160 47H161V48H160ZM181 47H182V48L184 47V48L182 49ZM12 48H13V49H12ZM119 48H118V49H119ZM126 48H127L126 50H128V49H130V46H127ZM144 48H145V49H144ZM185 48H186V49H185ZM188 48H189V49H187V51L190 52V50H191V49H190V48H191V45L188 46ZM27 49H29V52H30L31 54L28 52ZM36 49H37V50H36ZM42 49H43V50H42ZM102 49L105 50L104 46L102 47ZM123 49H124V47H123ZM140 49H141V51H140ZM152 49H153V50L155 49V50L153 51ZM1 50H2L3 52H2ZM4 50H6V51H4ZM11 50H12V53H11ZM126 50H125V51H126ZM150 50H151L152 52H150ZM38 51H40V52H38ZM42 51H43L44 54L42 53ZM101 51H103V50H101ZM130 51H131V50H129L127 53H130ZM144 51H143V54H144ZM148 51H149V52H148ZM156 51H157V53L155 54ZM240 51H241V50H240ZM245 51H246V50H245ZM1 52H2V53H1ZM15 52H16V53H15ZM22 52H24V53H22ZM33 52H36V53H33ZM37 52H38V53H37ZM49 52H50V53H49ZM104 52H105V51H104ZM123 52H124V51H123ZM131 52H132V51H131ZM184 52H183V53H184ZM242 52H244V50H243ZM242 52H241L240 54H242ZM14 53H15V54H14ZM27 53L29 54V56H27ZM41 53H42V56H43V57L41 56ZM124 53H125V52H124ZM124 53H122L123 57L126 58L127 60L130 59L131 61L129 60V62H128L127 65L125 66V63H124V62H127V60H126V59L124 60V59L122 58V56H118V58H119V59H118L117 56H116V60H115V62H116L117 59H118V61H117L118 64L116 63L117 66H118V65H119V66H120V65L122 66V64H124V66H125V71H126L127 66L130 67L133 63L137 62L139 59H140V61H141V59H142V61H143V58L147 55V54H146V55L144 54V57H142L141 55H138V57H137V56H136L137 54H135L136 58H135V61H134V59H133L134 57H132L133 55H130V54H127V53L124 54ZM133 53H131V54H133ZM164 53L167 54V53H169V52L164 51ZM173 53H174V54H173ZM246 53H247V52H244V54H246ZM12 54H13V55H12ZM143 54H142V55H143ZM160 54H161V53H160ZM30 55H31L32 57H31ZM49 55H50L51 57H50ZM124 55H125V56H124ZM128 55H130L131 58H128V57H130V56H128ZM151 55H150V56H151ZM26 56H27V57H26ZM44 56H45V57H44ZM48 56L50 57V58H49L50 60L47 58ZM127 56H128V57H127ZM139 56H140L141 58H140ZM148 56H149V55L146 56L147 59H148ZM150 56H149V57H150ZM263 56H264V55H263ZM263 56L261 55V57H263ZM14 57H15V58H14ZM19 57H20V58H19ZM28 57H29V59L27 60ZM152 57H150V58H152ZM172 57H173V56H172ZM71 58H72V59H75L76 57H70V59L67 58V60L69 59V60H68L69 63H67V65L69 64V65H71V67H72L73 65H76L75 60H76L77 58H79V57H77V58L74 60V64H72L73 61H72V63H71V61H70ZM120 58H121V59H120ZM138 58H139V59H138ZM150 58H149V60H150ZM156 58H157V56H156ZM158 58H160V57L158 56ZM186 58H188V57L186 56ZM9 59H10V61H9ZM15 59H16V60H15ZM25 59H26V60H25ZM31 59H32V60H31ZM33 59H34L35 63H34ZM41 59H43V60L41 61ZM44 59H46V62H45ZM122 59H123V60H122ZM145 59H146V58H145ZM160 59H161V58H160ZM261 59H262V58H261ZM263 59H264V58H263ZM11 60H12V61H11ZM22 60H23V62H22ZM30 60H31V61H30ZM36 60H37V62H36ZM47 60H48L49 62H48ZM78 60H81V57H80V59H78ZM119 60H120V61H119ZM136 60H137V61H136ZM29 61H30V62H29ZM43 61H44V63H43ZM55 61H56V60H55ZM55 61H53V64H54V65L58 63V60H57V63H55ZM76 61H77V60H76ZM81 61L86 62L84 59L81 60ZM81 61H80L79 63H81ZM121 61H123V63H122ZM142 61H141V62H142ZM15 62H16V63H15ZM18 62H19V63H18ZM21 62H22V63H21ZM41 62H42V63H41ZM47 62H48V63H47ZM84 62L80 64L81 66H80V65H79V66L77 65V67H83V66H84L83 68H84L85 70L88 69V70L90 71L91 68H93V70H94V65H92V67L90 68L91 65H90V64H87V62H86L87 66H86V64L82 66V64H84ZM115 62H114V63H115ZM131 62H132V63H131ZM141 62L138 61L137 63H139V64H143V63H144L145 66H144V65H141V66H143L144 69H145V67H147V66H146V63H145L144 61H143V63H141ZM13 63H14V64H13ZM23 63H24V64H23ZM37 63H38L40 66L42 65V67H43L44 69L41 70L40 73H39L38 71H36L35 74H36V78H37V79L35 80V74H34V72H31V70H33L32 68H34V66H36ZM79 63H78V64H79ZM114 63L111 65V67H112L113 65H115ZM121 63H122V64H121ZM129 63H131V64L129 65ZM261 63H262V62H261ZM261 63H260V65H261ZM263 63H264V62H263ZM263 63H262V64H263ZM9 64H10V65H9ZM29 64H30V65H29ZM43 64H44V65H43ZM21 65H22V66H21ZM69 65H68V66H69ZM116 65H115V66H116ZM26 66H27L28 69L26 68ZM28 66H29V67H28ZM88 66H89L90 69L88 68ZM115 66H114V67H115ZM117 66H116V67H117ZM141 66H140V67H141ZM232 66H234V64H233ZM3 67H4V68H3ZM77 67H76V66H73L74 69H78ZM143 67H141L142 70H143ZM263 67H264V65H263ZM11 68H12V70H11ZM18 68H19V69H18ZM21 68H22V70H21ZM25 68H26V69H25ZM83 68H82V70H83ZM119 68H120V67H119ZM122 68H124V67L122 66ZM122 68H120V70H121ZM141 68H140V70H138V72H141V73H140L141 76H143V77H141V78H144V77H146V76L148 77V75L146 74V73H148V72H147V71H141ZM258 68H259V67H258ZM45 69H46L47 71H45ZM80 69H81V68L78 69L79 72L81 71ZM130 69L132 70L133 68H130ZM130 69H129V70H130ZM261 69L263 70L264 68H262V66H261ZM17 70H18V71H17ZM26 70H29V71L26 72ZM85 70H84V71H85ZM88 70H86L85 72H84V71H81L82 75H83V74L85 75V73H86ZM93 70H91L90 74L92 73ZM123 70H124V69H122L121 71L123 72ZM129 70H128V71H129ZM146 70H147V69H146ZM11 71H12V72H11ZM16 71H17V72H16ZM20 71H22V72H20ZM76 71H77V70H76ZM89 71H88V72H89ZM128 71H127L126 73H128ZM230 71H231V70H230ZM230 71H228V72H230ZM254 71H255V70H254ZM256 71H259V70L256 69ZM256 71H255L254 73H258V72H256ZM260 71H261V70H260ZM13 72H14V73H13ZM25 72H26V73H25ZM88 72H87V73H88ZM93 72H94V71H93ZM144 72H145V73H144ZM223 72H224V71H223ZM225 72H226V71H225ZM262 72H264V71H262ZM16 73H17V74H16ZM28 73H31L29 79L27 78V77H29V74H28ZM32 73H33V75H32ZM37 73H38V74H37ZM124 73H125V72H124ZM231 73H232V72H231ZM13 74H14V75H13ZM26 74H27V76H25ZM90 74H89V75H90ZM228 74H229V73H228ZM228 74H227V76H228ZM258 74H260V73H258ZM37 75H38V77H37ZM82 75H81L80 77H82ZM84 75H83V76H84ZM144 75H145V76H144ZM153 75L156 76V73H155V74L153 73ZM224 75H226V73H225ZM224 75L222 74V77H220V76H219V77H220V78H223ZM256 75H257V74H256ZM260 75H263V77H264V73H263V74L261 73ZM39 76H40V77H39ZM19 77H20V79H19ZM85 77H86V78H85ZM85 77H84V79H87L88 74L85 75ZM173 77H174V76H173ZM225 77H226V76H224V78H225ZM259 77H260V76H259ZM259 77L257 76V78H259ZM174 78H175V77H174ZM228 78L230 79V77H228ZM252 78H253V77H252ZM4 79H6V80H4ZM24 79L27 80L28 82H27V81L25 82ZM33 79H32V80H33ZM80 79H83V78H80ZM144 79L148 81V79H146V78H144ZM144 79H143V80H144ZM149 79H151V78H149ZM176 79H177V78H176ZM176 79H175V82H177ZM205 79L207 80L206 77H205ZM226 79H227V78H226ZM229 79H228V82H229V81H232V79H231V80H229ZM248 79H249V78H248ZM254 79H255L256 82L259 80V79L257 80L256 77H254ZM254 79H253V80H254ZM9 80H10V81H9ZM141 80H142V79H141ZM163 80L165 81L166 79H163ZM178 80H181V79L178 77ZM216 80H217V79H216ZM222 80H223V79H222ZM222 80H221V81H222ZM4 81H5V82H4ZM84 81H85V80H84ZM204 81H205V80H204ZM221 81H220V82H221ZM226 81H227V80H226ZM11 82H12V83H11ZM85 82H86V81H85ZM85 82H83V83H85ZM202 82H203V81H202ZM220 82L218 81V83H219V84H218L219 87L215 86V87H216L215 89H217V90H215V92H216V91H217V92L220 91V94L216 92L217 94H216L215 96L217 97V95H218V97H217V98L214 97L215 100L217 99L216 102L218 101V104H219V105L217 106V108H219V109H220V108H221V109H224V108L228 105V101H229V100H231V102L229 101V104H231V105H233V103H236V102H237V103L234 104V105H236L235 107L238 106V108H239V106H240L241 103H243V104H241V105H243V108H244L245 103H246V106H247L248 104H249V105L252 104V105H255V106H256V104H257V107H260V106L262 107V105H263V103H264V94H263L264 91L262 92V94H261V93L258 94V95L261 94L260 96H257V94H256V95L252 94V92H253L252 90H253V88H254V85L256 86V84H257L256 82L252 81L254 85H253V84H249L250 87H251V85H253V88L251 87L252 90H247V93H246V90L244 91L246 96L243 97V102H241V103H240V100L237 101V99H236V100L233 101V98H232V99H231V98L229 99V98H228L229 96L226 95V94H230V93L228 92V91H230L228 88H230L229 85H230L231 83L228 84V86H229L228 88H227L226 85H224V87L226 86V89H228V90H225V88H223V89H224V91H223L222 87H220V86H223V85H222V83H221V85H220ZM223 82H224V80H223ZM228 82H226V84H227ZM233 82H235V81H233ZM250 82H251V78H250ZM250 82H249V83H250ZM37 83H38V82L34 83V85L37 84ZM178 83H181V81H179ZM255 83H256V84H255ZM258 83H259V82H258ZM201 84L203 85V83H201ZM201 84L199 83V85H201ZM29 85H27L25 88H26L27 91L30 92V90H31L32 87H30ZM142 85H143V84H142ZM142 85H140V87L144 89V85H145V84L143 85V87H142ZM231 85H232V84H231ZM3 86H4V87H3ZM193 86H194V85H193ZM203 86H204V88H205V85H203ZM203 86H202V88H203ZM7 87H8V86H7ZM9 87H10V85H9ZM28 87H30V88H28ZM33 87H35V86H33ZM170 87H171V86H169V85L167 86V88H170ZM191 87H192V86H191ZM191 87L188 88V90L191 89L189 92H192L194 89H195V90H199V88H198V89L195 88V87H199L198 85H196V86L194 87V89H192ZM248 87H249V86H248ZM248 87H247V89L250 88V87H249V88H248ZM27 88H28V89H27ZM167 88L165 87V89H167ZM202 88L200 87L201 92H202V90H204V91L207 92V90H206V89H208L207 87H206L205 89H202ZM219 88H220V89H219ZM231 88H232V87H231ZM262 88H263V87H262ZM22 89L24 90V88H22ZM33 89H34V88H32V90H31L32 92H33ZM143 89H141L142 92L140 91L138 94L145 93V95H144V94H141V96H143V95H144V96H143V97H140L139 100H141V101L138 100L139 102L136 104L137 106L134 104V107H135V108H139V107L141 108V105H142L143 103H145V102H146V104H144L143 106L146 107V105H147V106L149 107V108L147 107L148 109H150V106H153V102H154V104H156V106H157L156 108H158V107H160V106H162V107L164 106V104H165V101H163V99H164V94L159 90V89H161V88H159V87L157 88V92H158V94H159V101H160V104L158 103V101L156 102V100L153 101V100H154L153 97H151L152 101L149 100V99H150V98H149L150 96L146 98V97H145L146 94H147V95H150V94H149L148 92H147V93H146V92H143ZM162 89H163V88H162ZM221 89H222V90H221ZM263 89H264V88H263ZM209 90H210V89H208V91H209ZM218 90H219V91H218ZM24 91H25V90H24ZM173 91H174V90H173ZM173 91H172V92H173ZM210 91H212V90H210ZM210 91H209V92H210ZM222 91H223V93H222ZM249 91H250L251 93H248ZM8 92H9L10 94H9ZM29 92H27V93H29ZM174 92H175V91H174ZM5 93H6V94H5ZM170 93H171V91H170ZM170 93H169V94H170ZM196 93H198V92H196ZM207 93H208V92H207ZM213 93H214V91H213ZM221 93H222V94L226 93L225 95H223L224 97L227 96L226 101H225V99H224V100L222 99L223 97H222V94H221ZM231 93H232V90H231ZM253 93H254V92H253ZM255 93H256V92H255ZM4 94H5L7 97H5ZM8 94H9V95H8ZM32 94H33V93H32ZM32 94H31V92H30V95H32ZM172 94H173V93H172ZM174 94H175V93H174ZM198 94H199V93H198ZM233 94H234V93H233ZM250 94H251V95H250ZM3 95H4V96H3ZM176 95H177V94H175V95H171V96L174 97V96H176ZM188 95H189L188 92H185V93L182 95V97H183V103H184V99L187 100ZM204 95H206V93H205ZM220 95H221V96H220ZM230 95H231V94H230ZM129 96H130V95H129ZM129 96L126 98V100H124V101L121 102V103L124 105V107L129 103V102L127 101L128 99H129L130 103H132L131 100H133L134 94L131 96L132 98H129ZM139 96H140V95H139ZM169 96H170V95H169ZM171 96H170V98H172ZM219 96H220V97H219ZM231 96H232V95H231ZM234 96H235V95H234ZM251 96H252V97H251ZM256 96H257V97H256ZM199 97H200V96H199ZM199 97H198V98H199ZM207 97H210V94H208ZM232 97H233V96H232ZM255 97H256V98H255ZM258 97H259V99H258ZM141 98H144V99L146 98V99H145V101H144V100L141 99ZM200 98H201V97H200ZM218 98H219V99H218ZM29 99H30V100H29ZM161 99H162V100H161ZM174 99H175V98H174ZM209 99H210V98H209ZM1 100H2V101H1ZM120 100H121V99H120ZM164 100H165V99H164ZM176 100H177V99H176ZM219 100H220V101H219ZM244 100H245V101H244ZM250 100H251V101H250ZM19 101H20V100H19ZM19 101H18V102H19ZM126 101H127V103H126ZM142 101H143V102H142ZM149 101L152 103V105L150 104ZM223 101H224V102H223ZM249 101H250V103H249ZM260 101H261V102H260ZM3 102H4V103H3ZM12 102H14V103H12ZM140 102H141V104H140V106H139V103H140ZM148 102H149V103H148ZM155 102H156V103H155ZM187 102H188V101H187ZM247 102H248V103H247ZM262 102H263V103H262ZM27 103H28V102H27ZM125 103H126V104H125ZM147 103H148L149 105H148ZM204 103H205V102H204ZM13 104H14L16 107H15ZM29 104H28V105H29ZM157 104H158V105H157ZM189 104H191V103H189ZM189 104H187L186 101H185V104H183V105H185L186 107H187V105H188V107L186 108V110L190 107ZM237 104H239V105H237ZM260 104H261V105H260ZM11 105H13V106H11ZM23 105H22V106H23ZM28 105H25V107H26V106L29 107ZM201 105H202V104H201ZM234 105H233V107H234ZM249 105H248V108H249V107H250V108L253 107L252 105H250V106H249ZM154 106H155V105H154ZM185 106H184V107H185ZM203 106H204V105H203ZM223 106H224V108H223ZM255 106L253 107V109L255 108ZM6 107H7V108H6ZM8 107H9V109H8ZM145 107H144V108H145ZM240 107H241V106H240ZM17 108H18V110H17ZM144 108H143L142 113H140V114H142L141 117H143V120H145L146 118H149L148 116H151V115H152V114H151V115H148V113H150V112H149L150 110H148V113H147V112H146L147 110H144ZM152 108H154V107H152ZM152 108H151V109H152ZM156 108H154V109H155V110H154L155 112L153 111V112H154L153 115H155V116L158 115L159 118H157V116H156V117H152V116H153V115H152V116H151L152 118L150 117L149 119H146V120H145V121H147V124H148L149 122H151L152 124H154V123L157 121L156 123H157V126H158V123H159L158 121H159L162 117L164 118V116H163V115L161 116L160 114L162 113L161 111H163V110H167V109L162 108V109L159 110V108H158V109H156ZM160 108H161V107H160ZM191 108H192V105H191ZM193 108H194V107H193ZM193 108H192V109H193ZM195 108H196V107H195ZM195 108H194V110H189V111H193L192 113H194ZM246 108H247V107H246ZM263 108H264V107H263ZM5 109H6V110H5ZM10 109H11V110H10ZM25 109H26V108H25ZM141 109H142V108H141ZM251 109H252V108H251ZM9 110H10V111H9ZM14 110H15V111H14ZM16 110H17V111H16ZM152 110H153V109H152ZM156 110H157V111L159 110V112H161V113H156ZM258 110H259V109H258ZM261 110H262V109H261ZM253 111H256V110H253ZM259 111H260V110H259ZM151 112H152V111H151ZM153 112H152V113H153ZM111 113H112L113 116L116 114V113L114 114V112H107V113L104 114L105 116H104V115H103V116H104L105 118H108V116H111V115H109V114H111ZM155 113H156V114H155ZM165 113H166V111L164 112V114H165ZM187 113H188V112H187ZM117 114H118V117H119V113H117ZM117 114H116V116H117ZM144 114H146L145 118H144V116H143ZM166 114H167V113H166ZM166 114H165V118L167 119L169 116L167 115L168 117H166ZM185 114H186V112H185ZM188 114L191 115L189 118H193V115L191 114V112H189ZM14 115H13V116H14ZM120 115H121V114H120ZM122 115H123V112H122ZM122 115H121V117H119V119H118V117H117V121L115 120V119H116L115 116H114L115 118L112 116L113 118L111 117V118H110L111 120H110V119H107V120L105 119V121H106V123L109 122V124H111L112 122H113V123H115V122H118V123H119L120 120L124 118V115H123V116H122ZM147 115H148V116H147ZM106 116H107V117H106ZM160 116H161V118H160ZM185 116H187V118H188V115H185ZM165 118L162 119V120H163V121H162L163 126H164V124H165V125L167 124L166 126H170L171 123H170V124L167 123L168 121L165 120ZM185 118H186V117H185ZM187 118H186V119H187ZM112 119H113V120H112ZM154 119H155V120H154ZM168 119H169V118H168ZM108 120H109V121H108ZM164 120H165V122H164ZM110 121H112V122H110ZM153 121H154V122H153ZM115 124H117V123H115ZM115 124H114V125H115ZM152 124H148V125H149V126H154V127H156V128H157L156 131L153 132L152 130H154L155 128H154V127H151L150 129H152V130H148V132H150V133H148V132L146 133V134H147V137H145V138L143 137V139H142L141 136H142L143 133L140 134V136H138L139 138H140V137H141V138H140V140H138L137 144L135 143L136 145L134 144V146H135L137 149H139V151L137 150V152H139V154L136 153V151L133 152V154H134V153H135V155L137 154L136 156L139 155V156L141 157V155H142L141 151H142L143 147L146 148V145H148L150 142L153 141V143H150L149 145H151V144L154 145V144H156V143L159 142V141H158V138L156 137L157 134L154 135L153 133L156 132V133H159V134L161 135V132H162V131L165 132V131H166L165 129L168 128V127H165V126H164V130H163V128L160 127L159 129L162 128V129H161L162 131H159V130H158V127H157L156 125H152ZM162 124L160 123L159 125H162ZM107 125H108V124H107ZM149 126H148V127H149ZM148 127H147V128H148ZM153 128H154V129H153ZM145 129H146V128H145ZM208 129H209V128H208ZM208 129H207V130H208ZM146 130H147V129H146ZM146 130H144V131H146ZM157 130H158L159 132H157ZM209 130H212V128H210ZM118 131H119V129H118ZM151 131H152L153 133H152ZM172 131H173V132H172ZM169 132H170V133H169ZM169 132H167V134L169 133V135H170V134L172 135V134H174L176 131H174V130H172V129H169ZM31 133H33V132H30V134H31ZM34 133H35V132H34ZM213 133L215 134V132H213ZM35 134H36V135H35ZM35 134H32V137H30V135L27 137V139L30 138L29 140H27V141H28L27 144L32 143V141H33L34 144H38V142L43 143L42 141H38V139H37V138H38L37 135L39 136L40 134H39V133H38V134L35 133ZM146 134H145V135H146ZM148 134H149V135L152 134L153 137H152V136H151V137L149 136V138H148ZM163 134H164V133H163ZM163 134H162V136H164ZM165 134H166V132H165ZM208 134H209V133H208ZM33 135H35V136L33 137ZM145 135H144V136H145ZM198 135H199V134H198ZM206 135H207V134H206ZM211 135H213L212 132H211ZM211 135H210V137H211V139H212V136H211ZM0 136H1V135H0ZM84 136L86 137L87 135H84ZM89 136H90V135H89ZM202 136H203V135H202ZM204 136H205V135H204ZM40 137H41V138H40ZM135 137H136V136H135ZM135 137H134L135 140H136V138L138 139V137H136V138H135ZM154 137H155V139H154ZM158 137H159V136H158ZM165 137H166V136H165ZM210 137H209V138H210ZM213 137H214V136H213ZM39 138L43 140V137H42L41 135L39 136ZM87 138H88V137H86L87 144H89V143H88V140L91 141V139H87ZM91 138L93 139V141L95 140V138H93V137H91ZM159 138H161V137H159ZM200 138H202V137H200ZM207 138H208V137H207ZM209 138H208V139L205 138V139H206V140H209ZM25 140H26V139H25ZM30 140H32V141H30ZM114 140H115V139H114ZM154 140H155V141H154ZM159 140H160V139H159ZM166 140H167V139L164 138V140H163V138H162V143H158V145L161 147L162 144H163V145L166 144V143H164V142H166ZM199 140H200V139H199ZM27 141H24V144H25ZM29 141H30V143H29ZM96 141H97V140H96ZM96 141H95V142H96ZM112 141H113V140H112ZM145 141H147L148 144H147V142H146V145H144V144H145ZM36 142H37V143H36ZM97 142H98V141H97ZM134 142H136V141H134ZM155 142H156V143H155ZM200 142H201V141H200ZM200 142H199V144H200ZM143 143H144V144H143ZM24 144H23V146H24V147H27V146H25ZM43 144H44V143H43ZM43 144L39 145V147L42 146ZM93 144H94V145H98L99 143H98V144H95V143L92 142V148L95 147ZM199 144H197V145H199ZM32 145H33V144H32ZM32 145H31V146H32ZM49 145H50V144H49ZM49 145H47V147H49V148H47L46 145H43V146H42L43 148L40 147V149L37 147V148L40 150V154H41V155H42V152H43V151L41 152V149H43V150L46 149L47 152H49L50 150H52L51 147H50ZM110 145L113 146L111 143H110V144L108 143V145H107V146H108V149L110 148ZM149 145H148L147 148H146L147 151H148V148L152 146V145H151V146H149ZM203 145H204V144H203ZM28 146H29V145H28ZM35 146H38V145H35ZM99 146H100L101 149L104 148V146L101 145V144H100ZM102 146H103V147H102ZM115 146H116V145L114 144V147H115ZM207 146H208V144H207ZM209 146H210V145H209ZM32 147H33V146H32ZM53 147H55V145H53ZM88 147H91V142H90V144H89V145L87 146V148H86V149H87L86 153H87V152L89 153L90 150L92 149V148H88ZM96 147H97V146H96ZM96 147H95V148H96ZM117 147H118V146H117ZM117 147L115 148L116 150H117ZM135 147H134V148H135ZM139 147H140V148H139ZM153 147H154V146H153ZM153 147H152V148H153ZM197 147L199 148V146H197ZM28 148H30V149H34L35 152H36V151L39 152V151H38L36 148H34V147H33V148H31V147H27L26 149H28ZM44 148H45V149H44ZM106 148H107V147H105V149H106ZM152 148H150V150H153ZM202 148H203V147H202ZM202 148H201V150H202ZM35 149H36V150H35ZM48 149H49V150H48ZM54 149H55V148H53V151H54ZM56 149H57V148H56ZM56 149H55L54 152H55V153H58V151H57ZM86 149H85V150H86ZM89 149H90V150H89ZM98 149H99V147L97 148V151L94 150V151H96V152L93 153V154H95V155L98 154V152H99ZM105 149H104V150H105ZM113 149H114V148H113ZM146 149L144 150V152L146 151ZM199 149H200V148H199ZM58 150H59V149H58ZM88 150H89V151H88ZM111 150H112L111 148H110V150H107V149H106V152H105V154H103V156H104V155H107V152H109V151H111ZM118 150H119V149H118ZM154 150H155V149H154ZM196 150H197V149H196ZM206 150H207V151H210L209 147H208ZM46 151H45V152H46ZM56 151H57V152H56ZM94 151H93V149H92V151H91L90 154H92V152H94ZM119 151H120V150H119ZM122 151H123V150H122ZM37 152H36V155H38L37 157L41 156V155L38 154ZM101 152H102V150H100L99 153L101 154ZM103 152H104V151H103ZM114 152H115V151H114ZM148 152H149V151H148ZM197 152H198V151H197ZM199 152H200V151H199ZM49 153H50V152H49ZM52 153H53V152L51 151V156L53 155V158L48 154V155L51 157V158H50V157L47 155V153H46V155H47L48 158H49V160H48L49 165H50V163H51L50 159H51V160H54V163H55V162H56L55 160H56V159H59V158H57V156L60 157V155H58V154L55 155V153H53V154H52ZM110 153H113V152L111 151ZM110 153H109V154H110ZM115 153H116V152H115ZM124 153L126 154L127 152H124ZM130 153H131V152H130ZM130 153H129V156H130ZM117 154H119V153H117ZM127 154H128V153H127ZM143 154H145V153H143ZM44 155H45V153H44ZM64 155H65V154H64ZM98 155H99V154H98ZM112 155H114V154H112ZM120 155H122L121 151H120ZM123 155H124V154H123ZM123 155H122V157H123ZM135 155H132V156L130 157L131 160L134 158L133 156H135ZM262 155H263V154H262ZM61 156H63V155H61ZM65 156H66V155H65ZM125 156H127V155H125ZM139 156H138V158H139ZM21 157H22V156H21ZM21 157L19 156V158H21ZM37 157L35 156V158H36L35 160H36V162H38V163L35 162V163L32 164V165H33L34 167L39 165V167H35L36 170H35V168L33 169V171H34V170L36 171V172H35V171H34V172L32 171L35 175L32 174L31 171L29 172V174H32V175H28V176H31V177H32L30 180H33V177L35 178V177H37V175H38L37 178H38L39 180L37 179V180H36V183H35V181L30 182V183L33 184V185L35 184V185L39 186V185H38L39 183H37V182H40V185L42 186L43 183H44V182L42 183V180H41V178H42L43 181H45V184H44V185H46V186L49 188V186H51V185H53V184L55 183V182L53 183V182L50 181V180H52V179L55 178V179H57V180H55L56 183H58V182L63 181V180H68V178H70L71 175L73 174L72 172H68L67 174L69 175V173H71V175H69L68 178H66V179H64V177H65V176L67 177V174H64V176H63V175L58 176V175H48V174H47V175H48V176H47V175L45 174V171H46V173H48V171H49L50 168L52 167V166H48L47 164H45V163H47V162H45V161H46V159H48V158H46V159L44 160L43 158H39V159H37ZM54 157H55L56 159H55ZM63 157H64V156H63ZM63 157H60V159H62L61 162H62V161H65V159H64ZM66 157H67V156H66ZM66 157H65V158H66ZM115 157H116V156H115ZM17 158H18V157H17ZM22 158H23V157H22ZM67 158H68V157H67ZM103 158H104V157H103ZM117 158H118V157H117ZM120 158H121V157H120ZM130 158L127 157L128 160H129ZM141 158H142V157H141ZM201 158L204 159V156H202ZM209 158H211V157H209ZM262 158H263V157H262ZM41 159H43L44 162H43ZM60 159H59V160H60ZM125 159H126V158H125ZM135 159H137V158H135ZM142 159H144V158H142ZM142 159H141V162H142ZM212 159H213V158H212ZM16 160H17V159H16ZM16 160H15L14 162H16ZM37 160H40L41 162H43V164H41V162H40V161H37ZM59 160H58V161H59ZM115 160H117V159L115 158ZM128 160H127V161H128ZM139 160H140V159H139ZM139 160H138V159L136 160V161H137V162H136L137 165L135 164V169H136V170H137V168L140 167L139 164H138V163H139V162H138ZM210 160H211V159H210ZM21 161H22V159H21ZM21 161H20V162H21ZM121 161H123V160L121 159ZM127 161H125V162H127ZM129 161H130V160H129ZM132 161H133V160H132ZM132 161H131V163H133ZM134 161H135V160H134ZM200 161H201V160H200ZM203 161H204V160H203ZM212 161H213V160H212ZM18 162H19V160H18ZM52 162H53V161H52ZM117 162H118V161H116V163H117ZM141 162H140V164H141ZM201 162H202V161H201ZM59 163H60V161H59ZM59 163H58V165L61 166V164H59ZM118 163H121V162H118ZM122 163H123V162H122ZM128 163H129V162H128ZM128 163H127V164H128ZM131 163H129V165H130ZM204 163H205V161H204ZM16 164H17V163H16ZM36 164H37V165H36ZM127 164H125L124 167H125ZM142 164H143V163H142ZM211 164H213V163H211ZM214 164H215V163H214ZM214 164H213V165H210V166H211V167H210V173H212V172L214 171V172H215V174H214L215 177L217 176L216 173H218V174H225L227 177H231V178H234V179H236V178H240V179L242 180V182L245 181V180H243V177H244V176H231V174H229V172H227V168H230L228 165H226V167L223 168V166H220L221 164H218L219 166H218L217 164H215V165H214ZM240 164H241V163H240ZM262 164H263V163H262ZM12 165H13V164H12ZM12 165H11L10 167H12ZM18 165H19V164H18ZM18 165L15 166V167L13 166L15 169H14L13 167L11 168L12 170H14L13 172H15V170H16L17 167H18L17 169L20 168V167H19L20 165H19V166H18ZM121 165H123V164H121ZM121 165H120V166H121ZM131 165H132V164H131ZM133 165H134V163H133ZM144 165L147 166L146 164H144ZM238 165H239V164H238ZM40 166H44V167H43V168H44V169H43L44 171H41V167H40ZM137 166H138V167H137ZM141 166H143V165H141ZM212 166H214V167H212ZM240 166H241V165H240ZM240 166H239V167H240ZM250 166H252V164H251ZM250 166H249V167H250ZM10 167H9V169H10ZM21 167H22V166H21ZM121 167H123V166H121ZM143 167H144V166H143ZM143 167H140V168H142V169L139 168L137 171L139 172V171L143 170ZM239 167H238V170H239ZM22 168H23V167H22ZM32 168H33V167H32ZM130 168H131V167H130ZM133 168H134V167H133ZM252 168H253V167H252ZM263 168H264V165H262V169H263ZM20 169H21V168H20ZM39 169H40V172H39ZM127 169L129 170V168H127ZM135 169L133 170L134 172H135ZM248 169H249V168H248ZM21 170H22V169H21ZM128 170H127V171H128ZM145 170H146V169H145ZM236 170H237V168H236ZM263 170H264V169H263ZM17 171H20V170H17ZM23 171H24V170H23ZM26 171H27V169H26ZM91 171H92V169H91ZM131 171H132V170H131ZM131 171L129 170L128 172H131ZM137 171L135 172V176H136V177H137L138 174L140 173V172L138 173ZM148 171H149V170H148ZM228 171H229V169H228ZM27 172H28V171H27ZM43 172H44V174H43ZM143 172H144V170H143ZM230 172H232V171H230ZM235 172H236V171H235ZM241 172H242V171H241ZM37 173H38V174H37ZM90 173H92V172H90ZM90 173H89V174H90ZM137 173H138V174H137ZM144 173L147 174L148 172L146 171V172H144ZM232 173H233V172H232ZM238 173H239V171H238ZM242 173H243V172H242ZM13 174H14V173H13ZM13 174L11 173V175H13ZM18 174H20V173H18ZM25 174H26L25 176H21V177L25 178V177L27 176V173H25ZM136 174H137V175H136ZM145 174L142 175V172H141V174L138 176V177L142 178V179H140V180L146 179L145 177H147V176H146ZM14 175H16V174H14ZM40 175H42V176H40ZM43 175H46L48 179L50 178V180L48 181V180H46V178H43ZM73 175H74V174H73ZM73 175H72V176H73ZM141 175H142V177H141ZM242 175H243V174H242ZM46 176H44V177H46ZM50 176L52 177V179H51ZM62 176H63V177H62ZM143 176H144V178H143ZM245 176H246V175H245ZM249 176H250V175H249ZM251 176H252V175H251ZM14 177H15V176H14ZM14 177H12V178H14ZM16 177L18 178V175H17ZM53 177H54V178H53ZM133 177H134V176H133ZM136 177H134V179H138V180H139V178H136ZM149 177L152 178V179H154L153 177L150 176V174H149ZM19 178H20V176H19ZM23 178H21V179H23ZM27 178L29 179V177H26V178H25L26 181L23 179V182H24V183H25V182L27 183V181H28ZM210 178H212V177H210ZM210 178L208 179V181H209V180L212 181V179H210ZM217 178H218V177H217ZM221 178H222V177H221ZM231 178H230V179H231ZM253 178H254V177H253ZM44 179H45V180H44ZM219 179H220V178H219ZM226 179H228V178H226ZM15 180H16V179H15ZM30 180H29V181H30ZM140 180H139V184H138V185H136V184H137L136 181H135L136 184H133V186L136 187L135 190L132 189V188H133V186H132V188H131L132 191L129 192V193H126V192H128V191L125 190L126 188L124 189V188L122 187V188H123L122 190H125V191H122L121 189H119V190H121L120 193H124V192H125V194H123V196L125 195V196H128V197H129V196L131 195V193H133L134 191H136V192H138V193H137L138 197L140 196V198H141V197L145 196V199H146V200H148V201H150V202H152V203H154V201L156 202V198H157V197H155V196H158V199L160 198V196L157 195V194L154 196V194L156 193L155 191L158 190V188H156V187H157L156 185H159V184L156 183V185H155L156 187H155L154 185L152 186V184H153L154 182H153V183L151 182V183L147 184V186L144 187V185L147 183L148 180H144V181H141V182H140ZM154 180H155V179H154ZM197 180H198V179H197ZM201 180H202V179H201ZM205 180H206V179H205ZM220 180H221V179H220ZM220 180H218V181H220ZM223 180H225V178H224ZM223 180H222V181H223ZM260 180H261V179H260ZM262 180H263V179H262ZM11 181H13V180H11ZM20 181H22V180H20ZM29 181H28V182H29ZM46 181H47V183H46ZM53 181H54V180H53ZM57 181H58V182H57ZM150 181H153V180L149 179L148 182H150ZM208 181H207V182H208ZM226 181H227V180H226ZM233 181H235V180H233ZM237 181H238V180H237ZM247 181H248V178H247V180L245 181V184L247 183ZM252 181H253V180H252ZM252 181H251V182H252ZM51 182H52V183H51ZM142 182H143V183H142ZM157 182H158V181H157ZM204 182H205V181H203V182H201V183L203 184ZM223 182H224V181H223ZM229 182H231V181H229ZM15 183H16V182H15ZM30 183H29V184H30ZM158 183H159V182H158ZM193 183L196 184V183H198V181H195V179H194V182H193ZM221 183H222V182H221ZM227 183H228V182H227ZM227 183H226V184H227ZM257 183H258V182H257ZM19 184H20V183H19ZM47 184H48V185H47ZM50 184H51V185H50ZM143 184H144V185H143ZM209 184H210V185H209ZM216 184H217V183H216ZM219 184H220V182H219ZM235 184H236V183H235ZM237 184H239V183H237ZM242 184H243V183H242ZM15 185H16V184H15ZM17 185H18V184H17ZM27 185H28V184H27ZM27 185L25 184L24 186H27ZM33 185H32V188H33ZM199 185H200V183H199ZM212 185H213V186H211V183H208V187H205V188H208V190L205 189V190L208 192V195L206 194V195L208 196V198L211 197V195L215 193V191L212 190V189H213V188H216V189H217V187H214V183H212ZM221 185H222V184H221ZM227 185H228V184H227ZM231 185H232V187H233V184H231ZM240 185H241V184H240ZM243 185H244V184H243ZM243 185H242V186H243ZM247 185L249 186V183H248ZM247 185H245V186H247ZM255 185H257V184H255ZM258 185L262 186L260 183H258ZM18 186H19V185H18ZM30 186H31V185H30ZM37 186H36V187H37ZM41 186H39V187H41ZM46 186L43 187V190H45V191H47V189H44V188H47ZM139 186H140V187H139ZM141 186H143L144 188L141 187ZM200 186H201V185H200ZM215 186H218V184L215 185ZM219 186H220V185H219ZM219 186H218V187H219ZM229 186H230V185H229ZM234 186H235V185H234ZM248 186H247V188H250V187H248ZM253 186H254V185H253ZM11 187H12V183H11ZM15 187H16V186H15ZM15 187H14V184H13V188H14V189H15ZM19 187H20V186H19ZM68 187H69L70 190L72 191V189H71L72 187H71V186H68ZM68 187H67L68 190H66V192L68 191L67 193H69V191H70ZM146 187H147L148 189H149V187H153V190L150 192V193H151V196H149V195H150L149 190H151L152 188L149 189V190L147 191V190H146ZM154 187H155L156 189H154ZM195 187H196V186H195ZM223 187L225 188L223 191L226 193L225 190H227V192H228L229 189H226L227 186L225 187V186L223 185ZM223 187H222V188H223ZM232 187H231V188H232ZM236 187H238V186H236ZM236 187H233V188H232V189H234V190H231V189H230L231 192H230L229 195H228L227 193H226L227 195H224L225 193H224V192H223V193L221 192V190H222L221 187H220L221 189H220V188H219L218 190L215 189V190H216V193H215V195H213V200H214V197H215V202L210 198L211 200H210V199H209V200L212 201V202H211L210 205H209V204L206 205L207 202H208V201H207L206 204H205V205H206L205 208H204L203 206H201V205L204 204V202H203V204H201V205H199V206L196 207L197 209L193 208V210H192L193 213H192V211L190 212V210H186V209H185L186 212L188 211V212L186 213V216L188 215L189 212L192 213V214H191L192 216L189 214L188 218L185 216V217L187 218V219L185 218V219H186V220H185L186 224H187V225L189 224V225L191 226V227H190V226L188 225V226H189V230L192 229V231H193V230L197 229L198 226H199V229H197V230H198L197 232H205L204 229H205L206 226H207L208 224H210V222L212 221L211 224L214 223V224H213V231H220V233H221V232H222V233L224 232V233H226V235H228V233H230V232H231V234H232L234 231L237 232V230H238L237 227H239V229H240V225H239V223H238L237 221L240 220V217H239V216H240V214H241V213H240V214H238V213L241 212L240 209H241V210L245 209V211L248 210L247 207H245V208L243 207L244 203H245V206H247V205H252V204H253L254 206L257 205L256 208H257V209H260V207H263V205H264V201H263L264 198L261 197L262 194H260V193H259V195L257 194V196H256L254 193H252L251 191H253V188H251V191H249L250 189L248 190V191H249L248 194H251V193L254 194V196H255L256 199H255V198H254V199H253V198L251 199L252 196H251L250 198H248V197H249L248 195H246V197H245V194L243 193L244 191H243V192H242V191L240 192V191L238 190L239 192H237V189H238V188H236ZM240 187H241V186H240ZM251 187H252V186H251ZM256 187H257V186H256ZM7 188L9 189L10 187L7 186ZM7 188H6L4 191H6ZM13 188H12V189H13ZM32 188H29V189H32ZM141 188L143 189V192H142ZM228 188H229V187H228ZM247 188H244V190L247 189ZM254 188H255V186H254ZM3 189H4V188H3ZM12 189H11V192L9 191L10 193H13V192H12ZM20 189H21V187H20ZM20 189H19V190H20ZM22 189H23L22 191H24L25 188H22ZM29 189H28V188L25 189V190H26V191L24 192L25 194L23 193L22 195L18 192V196H20V195L22 196V197L20 196L19 199H22L23 197L26 199V195L29 194V193H27V191H28ZM35 189H36V188H35ZM35 189H34V192H35ZM37 189H38V188H37ZM131 189H130V190H131ZM137 189H138L139 191H138ZM196 189H199V186H197ZM200 189H201V188H200ZM200 189H199V190H200ZM202 189H203V188H202ZM209 189H210V190H209ZM259 189H260V188L258 187L257 190H259ZM1 190H2V188H1ZM145 190H146V191H145ZM154 190H155V191H154ZM203 190H204V189H203ZM219 190H220V192H218ZM235 190H236V191H235ZM241 190H242V189H241ZM257 190H255V191H257ZM260 190H261V189H260ZM262 190H263V189H262ZM7 191H8V190H7ZM7 191H6V196H5L4 193H3V194H4V196H5V199H7V200L9 199V200H10L11 198H9V197L7 196V193H8ZM13 191H14V190H13ZM15 191H16V190H15ZM15 191H14V193H16ZM22 191H21V193H22ZM30 191H31V190H30ZM38 191H39V190H38ZM45 191H42V187H41V191H40V193L43 192V193H42V196H45V193H44ZM201 191H202V190H201ZM211 191H214V193L211 192ZM234 191H235V192H234ZM248 191H247V192H248ZM255 191H254V192H255ZM28 192H29V191H28ZM31 192H32V191H31ZM153 192H154V194L152 195ZM204 192H205V191H204ZM204 192H203V193H200V194L204 195ZM207 192H206V193H207ZM247 192L245 191V193H247ZM10 193H8L9 196H10ZM37 193H38V192H37ZM67 193H66V194H67ZM141 193H142V194H141ZM148 193H149V195H148ZM158 193H159V192H158ZM198 193H199V192H198ZM228 193H229V192H228ZM231 193H234V194H232L233 196L231 195ZM255 193H256V192H255ZM261 193H262V191H261ZM19 194H20V195H19ZM35 194H36V193H35ZM43 194H44V195H43ZM144 194H145V195H144ZM210 194H211V195H210ZM216 194H219V196H218L219 199L217 198ZM23 195H25V196H23ZM105 195L107 196V193H106ZM137 195H136V196H137ZM141 195H142V196H141ZM209 195H210V196H209ZM220 195H222V196L224 195V196H223L224 198H225V196H226L227 200H226V199L223 200V197H221ZM4 196H2L3 199H4ZM11 196H12V194H11ZM18 196H16V197H18ZM31 196H32V194H31ZM118 196H119V195H118ZM118 196H117V197H118ZM123 196L119 197V202H120V201H121V202L123 201L122 206H121V204H120V206H121V208H124L123 205H124V202L126 201L125 199L123 200L122 198H126L127 201L130 199L128 202L126 201V203L128 204V207H129L128 209H130V210H129L130 214H131V212H132V211H131V208H134V209H135V210H134L135 212H137L136 210H138V213H140V212H142V211L144 210V206H146V204H147V206H149V203H150V202L148 203V201H145V199H144V197H143L142 199H143L145 202H147V203L144 202V204H145L144 206H142V205H138V207H139V206H140V207L142 206V207H141V208H142V209H141L142 211H140V207L137 208V206H133V207L130 208V206H132L131 204H134L135 202L140 203V202H138V200H137L138 197H137V199L135 200V199H132V198H129V199H128L127 197H123ZM199 196H200V195H199ZM229 196H232V197H229ZM242 196H243L244 198H243ZM247 196H248V197H247ZM254 196H253V197H254ZM6 197H7V198H6ZM13 197H15V195L12 196V198H13ZM29 197H30V196H29ZM130 197H131V196H130ZM148 197H149V198H148ZM151 197H152V198H151ZM241 197H242V198H241ZM33 198H34V197H32L31 200L36 199V197H35L34 199H33ZM231 198H232V199H231ZM238 198H239V199H238ZM246 198H247V199H246ZM259 198H260V199H259ZM3 199H1V201H3ZM16 199H18V198H15V200H16ZM19 199H18V200H19ZM106 199H107V198H106ZM117 199H118V198H115L116 201H117ZM120 199H122V200H120ZM154 199H155V200H154ZM203 199H205V198L203 197ZM216 199H217V200H216ZM220 199H221V200H220ZM9 200H8V201H9ZM18 200H17V201H18ZM31 200H30V201H31ZM108 200H110V199H108ZM111 200H113V199H111ZM111 200H110V202L108 201L109 204L113 202V203H112V206H114V207L110 206V207H112L111 209H113V208H114V209L118 208V207H117L118 205H117V204H114L116 201L114 202V200H113V201H111ZM132 200H133V201H132ZM139 200H140V199H139ZM159 200H160V202H161V199H159ZM201 200H202V199H201ZM206 200H207V199H206ZM233 200H234V201H233ZM249 200H250L251 202H249ZM258 200H259V201H258ZM1 201H0V205H2V206H0V208L4 206L6 209L8 208V206H5V205H6L7 203H8V205H9L10 202H11V204H12V202H13V200H11L10 202H7V203L5 202V203H6V204H5L4 202L1 203ZM4 201H5V200H4ZM25 201H26V200H25ZM27 201H29V200L27 199ZM140 201H141V200H140ZM219 201H220V202H219ZM223 201H224V202H223ZM238 201H240V202H239L240 204H241V202H243V201H244V202H243L242 205H240V204H238ZM19 202H20V200H19ZM19 202H15V201L13 202V205L16 203L15 207L17 206V208H16L17 211L22 209V208H21V209H18V206H19L20 204L18 205L17 203H19ZM21 202H22V201H21ZM21 202H20V203H21ZM31 202H33L34 207H35V205H37V204H34V203H36V200H35V202H34V201H31ZM133 202H134V203H133ZM193 202H194V201H193ZM195 202H197V201L195 200ZM195 202H194V205H195ZM216 202H217V203H216ZM235 202H236V203H235ZM22 203H24V199H23V202H22ZM43 203H44V202H43ZM43 203L40 202V205H39V204H38V205L41 206ZM57 203H58V202H57ZM57 203H56L57 207L54 206V208L56 207V209H58V206H59V207L61 206V205H58ZM59 203H60V202H59ZM116 203H117V202H116ZM157 203H158V201H157ZM200 203H201V202H200ZM209 203H210V202H209ZM215 203H216V204H215ZM224 203H225V205H224ZM246 203H247V204H246ZM3 204H5V205H3ZM25 204H26V203H25ZM28 204H31V203L29 202ZM28 204H27V205H28ZM109 204H108V205H109ZM135 204H136V203H135ZM155 204H156V203H155ZM159 204H160V203H159ZM159 204H158V205H159ZM191 204H192V206H193V203H191ZM198 204H199V202L197 203V205H198ZM212 204H213L214 206H213ZM259 204H260V206L258 207ZM261 204H262V205H261ZM13 205H11V207H12ZM38 205H37L38 210H35V208H33L32 204H31V205H28V206H29V208H27L28 210L25 209V208L23 207L24 210L22 209L23 211H21V212H24L23 215H24L25 213H26L25 215H27V212H26V211H29L30 208H31V209L33 208L34 210L32 209L33 211L30 212L31 214H28V215H30V217H33V216H32V213H33L34 211H38V212H35L37 215L33 213V214H34V218L37 219L38 215L41 214V212H42L43 214H42V215H39V217H38V219H39V218L41 219V217L44 216V212L48 213V212H50V211L53 209V207H51V206H50L51 208L49 209V208H48L49 205H48L47 210H50V211H46V210L43 211L44 209H46V208L43 209V207H44V206L46 207L47 205H42L41 207H38ZM156 205H157V204H156ZM158 205H157V206H158ZM115 206H116V208H115ZM157 206H156V208H158ZM200 206H201L202 208H199ZM207 206L210 207V208H208ZM212 206H213V207H212ZM217 206H218V207H217ZM236 206H237V207H236ZM13 207H14V206H13ZM19 207H20V206H19ZM21 207H22V205H21ZM107 207H109V206H107ZM107 207H106V208H107ZM110 207H109V212L107 211V215H108V213H109V217H108L107 215H106V216L108 217V219L111 218L112 221H115L116 219H113V216H115V215L118 214V215L116 216V217H117V220H118V219H119V213H120V212L118 213V212H116L115 210H111ZM194 207H195V206H194ZM211 207H212V208H211ZM215 207H216V208H215ZM231 207H232V208H231ZM241 207H243V209H242ZM249 207H250V206H249ZM61 208H62V207H60L59 210H60ZM119 208H120V207H119ZM119 208H118V209H119ZM136 208H137V209H136ZM188 208L191 209L192 207L189 206ZM239 208H240V209H239ZM8 209H10V207H9ZM12 209L15 211V208H12ZM39 209H40V212H39ZM56 209H53V210L56 211ZM118 209H117V211H118ZM128 209L125 207V210H126V211H127ZM146 209H147V208H146ZM194 209H195V210H194ZM2 210H4V208L1 209V212H2ZM25 210H26V211H25ZM41 210H42V211H41ZM53 210H52V211H53ZM59 210H57L55 213H54V211H53V213H51V214H50V213H48V214L45 213V215L48 216V215L50 214V215H49V216H50L49 218H51L52 220L55 221V219H59V218L61 217V215L63 214L62 212H64V211H62V210H60V211H61V212H60ZM107 210H108V208H107ZM119 210H121V209H119ZM125 210H124V212H126ZM132 210H133V209H132ZM147 210H148V209H147ZM197 210H198V211H197ZM237 210H239V212H238ZM4 211H5V210H4ZM17 211H15V212L18 214V212H20V211H18V212H17ZM110 211H111V212L113 211V212L110 213ZM114 211H115V212H114ZM121 211H122V210H121ZM145 211H146V210H145ZM145 211H143V212H145ZM194 211H195V213H194ZM201 211H203V213H202ZM204 211H205V213H207V215H204V214H205ZM249 211H250V210H249ZM1 212H0V213H1ZM5 212H6V211H5ZM57 212H60L61 214H60V213H57ZM127 212H128V211H127ZM127 212H126V213H127ZM135 212H134V214H135ZM147 212H148V211H147ZM147 212H146V213H147ZM200 212L202 213V215H201ZM235 212H236V213H235ZM258 212H260V213H259V216H261L260 214H262V216H261L262 219H261V218H260L261 220H260V219H257V223H258L257 227L254 226L255 228H254V227H252V228H253L254 230H256V229L258 228L259 230H258V229H257V230H258V232H259V231H262V230H260V228H261L262 225H263V226H262L261 229L264 228V207L261 208ZM3 213H4V212H3ZM3 213H1V214H3ZM28 213H29V212H28ZM38 213H39V214H38ZM113 213H115V214H114V215H110V214H113ZM122 213H123V212H122ZM122 213H121L120 216H122V215L125 214L124 217L128 216V218H131V216L133 215V213H132V215H130L129 213H127V214H126V213H123V214H122ZM157 213H158V212H157ZM214 213H215V214H214ZM234 213H235L236 215H238V216L236 217V215H234ZM52 214H57V215L59 214V216H58L59 218H54L55 215H52ZM197 214H198V215H197ZM257 214H258V213H257ZM19 215H21V213H20ZM35 215H36V217H35ZM57 215H56V217H57ZM129 215H130V216H129ZM155 215H156V214H155ZM157 215H158V214H157ZM157 215H156V216H157ZM196 215H197V216H196ZM200 215H201V216H200ZM203 215H204V216H203ZM40 216H41V217H40ZM51 216H52V217L54 216V217L52 218ZM206 216H207V217H206ZM214 216H215V217H214ZM27 217H28V216H27ZM30 217H29V218H30ZM132 217H134V219L132 218V219H133V222H136V220H135V216H132ZM140 217H141V215H140ZM198 217H199V218L201 217V219H203V218H204V219L206 218V219L200 221V219H199ZM202 217H203V218H202ZM235 217H236V218H235ZM44 218H45V217H44ZM121 218H122V217H121ZM138 218H139V217H138ZM207 218H208V219H207ZM213 218H214V219L216 218V219L214 220ZM231 218H232V219H231ZM233 218H234V219H233ZM237 218H239V220H237ZM254 218H255V217H254ZM38 219H37V220H38ZM40 219H39V221H37V220H34V219L32 218L33 221L31 222V223H32V226H30L31 229H32L33 226L36 225V224H34V222H35V221L40 222ZM152 219H153V220H152ZM152 219H151V220L154 221V218H152ZM189 219H190V220H189ZM191 219H192V222H191ZM106 220H107V219H106ZM106 220H105V221H106ZM111 220H110V221H111ZM130 220H131V219H130ZM134 220H135V221H134ZM234 220H235V222H234ZM259 220H260V222H262V224H261V223L259 224V222H258ZM70 221H71L72 223L74 222L73 219H70ZM70 221H68L69 225H67L68 223H65L64 225H62V224L59 225V224H58V226H62V227H63V228H62V227H59L58 229H62L63 231H62V230H61V231L64 232V231H66V229H67L68 227H70V228H68V229H70V230H68L69 232L66 231V233H70L71 230L74 229V226H73L74 223H73V225H72V223H71ZM187 221H189V222H187ZM213 221H214V222H213ZM216 221H217V222H216ZM56 222H58V221H56ZM190 222H191V223H190ZM204 222H205V224H204ZM236 222H237V223H236ZM105 223L107 224V221H106ZM109 223H110V222H108V224H109ZM129 223H130V222H129ZM148 223H149V224L146 225V227H147V231L144 230V231L147 232V233H144V232H142V233H144V235L146 234V236H147V234H149V236H151V237L153 236V234H155V235L157 234V236H159V233H153V234H152L153 231L155 232V229H156V231H158V229L154 226V223L151 222V221L148 222ZM150 223H151V224H150ZM197 223H198V224H197ZM106 224H105V225H106ZM200 224H201V225H200ZM203 224H204V225H203ZM30 225H31V224H30ZM37 225H38V224H37ZM66 225H67V227H66V229H65L64 227H65ZM148 225H152V228H154V229L151 230V229H152V228L150 229L151 226L149 227ZM215 225H216V226H215ZM3 226H4L5 228H7L6 225H4V224L2 223V226H0V229H1V227H3ZM39 226H40V225H39ZM71 226H72L73 228H72ZM106 226H107V225H106ZM195 226H196L197 228H196ZM258 226H259V227H258ZM4 227H3V229L5 230ZM35 227H36V226H35ZM194 227H195V228H194ZM233 227H234V228H233ZM38 228H39V227H38ZM38 228H37V230H38ZM148 228H149V229H148ZM229 228H230V229H229ZM236 228H237V229H236ZM33 229H34V228H33ZM33 229L30 230L29 232L33 231ZM39 229H40V228H39ZM166 229H168V227H166ZM4 230H2V231H4ZM7 230H8V229H7ZM7 230H6V231H7ZM125 230H128V231H125V232H127V233H129V232H131V231L134 232L133 229H125ZM233 230H234V231H233ZM257 230H256V231H257ZM40 231H41V230H40ZM40 231H39V232L36 231V232H37L36 234L39 233V235H41V237H42L44 233L41 231L42 234H40V233H41ZM51 231H52V232H50V234L53 233V232L55 231V229H54V230H51ZM61 231H60V232H61ZM149 231H150V233H149ZM206 231H207V230H206ZM227 231H228V233H227ZM7 232H9V231H7ZM7 232H6V235H7ZM62 232H61V233H62ZM73 232H74V230H73ZM132 232H131V233H132ZM258 232H256V233L259 235L260 232H259V233H258ZM0 233H2V232H0ZM4 233H5V232H3L2 234H4ZM10 233H11V231H10ZM10 233H8V234H10ZM13 233H14V231H13ZM16 233H17V232H16ZM27 233H28V232H27ZM27 233H21V234H24V235H25V234H27ZM34 233H35V230H34V232H31V233H30L31 235L33 234L32 238L35 237V236H34V235H35ZM54 233H55V232H54ZM54 233H53V234H54ZM57 233H59L58 230L56 231L55 234H57ZM112 233H113V232H112ZM112 233L110 232V235H111ZM207 233H208V232H207ZM261 233H263V231H262ZM11 234H12V233H11ZM30 234L28 233V235H27L28 238H27V239L23 238V237H24L23 235H22L23 237H22V236L19 237V235L17 234L18 236H15V238H17V240H18V237H19V238H22V239H19V240H20V243H18L19 241H16V239H14V238H13V239H14L15 241H13V239L10 240L9 237H7V238H9V241H10V242L12 241L13 244H14L15 242H16L17 244H21V242H22V245H17V246L20 247V249L22 248V250H23V242H24V244L27 242V243L24 245V246H26L29 242H32V240H34V239H32V238L30 237ZM64 234H65V233H64ZM64 234H60V233H59V236H58V234H57V236H58V238H59V240H60V242H59L60 245H59L58 243H56L57 245H59V247L57 246L58 248H60V247L63 245V243H61V241H64V240H65V239L62 238V237L64 236ZM113 234L115 235L116 233H113ZM150 234H152V235H150ZM244 234H245L244 232H239V233H237V234H234L235 236H233V234H232L231 237H230V239L235 240V243L233 244V243H232L233 240H232L228 245H230V244L232 243L231 245H233L234 247H233V246L231 247V245H230V247L228 248V246H227V249H226V245H225V246L223 247V249H222L223 253L220 251L221 247H219L220 249H217V248H216L215 250H217V251L219 250V251H218L219 254H216L217 251H215L216 253L214 252L215 254L212 253V255L214 254V257L216 258V259L214 258L215 261H214V260L212 261L211 258H213V256H211V257L208 258L209 260H208V259H205L204 262H206V261L208 260V261H207V264H218V262H219V264H220L221 261H222V263H225V264H226L227 261H228L229 263H230V261H231L230 264H236V263H237V264H241V263L244 264V262H245V264H249V263H250V260H251V263H252V261L254 260V258H255V260H256V257L254 256V252H256V251H254V249L256 250V249L260 248V246H263V245H264V235H263L264 233L261 234V235H263V237H261V235H260V237L256 238V240H257V241L255 240L256 243H255V241H254L255 238H254L253 240H251V239L249 240V239H248L249 242L252 243V245H251L249 242H248V243L246 242L247 238L245 237L246 235L244 236ZM6 235H4V236H6ZM51 235H52V234H51ZM60 235H62V237H60ZM66 235H67V234H65V237H66ZM69 235H72V234L70 233ZM69 235H67V237H69ZM155 235H154V236H155ZM4 236H3V237H4ZM9 236H10V235H9ZM47 236H48V235H47ZM154 236H153V237H154ZM157 236H155V237H157ZM232 236H233V237H232ZM3 237H2V236L0 237V241H1L0 244H2V242L4 241V240L2 241ZM13 237H14V235H13ZM29 237H30L31 239H29ZM38 237H39V236H37V239H36V237H35V239H36L35 241L39 240ZM41 237H40V240H42ZM49 237H51V236H49ZM52 237H53V236H52ZM65 237H64V238H65ZM67 237H66V241H67V239H69L70 237H72V239H74V236H70L69 238H67ZM113 237L115 238L114 240H113V238H111V236H110L111 241L113 240L115 243H114L113 245H111V246L114 247L113 249L116 248L115 251H116V254H117V253H118L117 251H119V250L121 251V249H122V248H120L122 245H120L119 242H120L121 244H123V242H122L123 239L121 240L120 237H117V239H116L115 236H113ZM256 237H257V236H256ZM1 238H2V239H1ZM11 238H12V236H11ZM42 238H44V236H43ZM46 238H47V237H46ZM61 238H62V239H61ZM118 238H119V239H118ZM235 238H236V239H235ZM242 238H243V239H242ZM261 238H262V240H261ZM4 239H5V238H4ZM23 239L26 240V242H25ZM28 239H29L30 241H29ZM44 239H45V238H44ZM44 239H43V240H44ZM52 239L54 240V238H52ZM52 239H49V240H48V239H45V240H48V242H50V244L52 245V244L55 242V240H54V242H52V241H53ZM55 239H56V238H55ZM240 239H241V240H240ZM258 239H259V240H258ZM5 240H6V239H5ZM27 240H28L29 242H28ZM40 240H39V242H41ZM59 240H57V241H59ZM116 240H117V241H116ZM244 240H245V241H244ZM66 241H64V243H65ZM72 241H73V240H72ZM72 241L69 240V241H68L69 244H68V242H66V243H65L66 245L64 246V248L61 247V249H62V250H66V249H68V247H69V245H70V243H71ZM123 241H124V240H123ZM236 241H237V242H236ZM252 241H253V242H252ZM5 242H6V241H5ZM5 242H4L3 247L1 246L2 248H6V249L9 248L10 250H12V248L15 246V245H14V246H11V248H10L8 245L5 244ZM7 242H8V240H7ZM33 242H34V241H33ZM39 242H37V244H38ZM48 242H47V243H48ZM51 242H52V243H51ZM233 242H234V241H233ZM244 242L247 243V244L245 245ZM258 242H261V243L263 242V243L261 244V243H258ZM16 243H15V244H16ZM238 243H240V245H238ZM241 243H242V244H241ZM253 243H254V244H253ZM29 244H30L32 247L34 246L33 248H35V247H37V246H38V247H37L36 249H33L30 245H27V246H28V247L26 246L27 248L24 247L25 251L23 250L25 254H26V253L29 254L28 251L26 250V249H28V248L33 249V251L35 250V251L38 253L39 250H42V251H43V249L46 248V247L43 248L44 245H45V246L47 245V244H44V245L42 246V245H40V244L37 245V244H34V243H29ZM32 244H34V245H32ZM67 244H68V245H67ZM116 244H117V245H116ZM235 244H236V246L239 247V250H238V247L235 246ZM248 244H249V245H248ZM256 244L259 245V246L257 247ZM9 245H10V244H9ZM11 245H12V243H11ZM54 245H55V244H53L49 249H48V248H47V249L51 251V249L53 248ZM115 245H116V246H115ZM254 245H256V246L254 247ZM17 246H16L15 248H17ZM29 246H30V247H29ZM118 246H119V247H118ZM244 246H245V247H244ZM248 246H249V248H251L252 250L249 249V248L247 249ZM252 246H253V247H252ZM7 247H8V248H7ZM65 247H66V248H65ZM215 247H216V246H215ZM256 247H257V248H256ZM263 247H264V246H263ZM15 248H14V249H15ZM54 248L57 249L56 246H55ZM231 248H232V249H231ZM236 248H237V249H236ZM240 248H241L242 251L240 250ZM261 248H262V247H261ZM20 249L18 248L19 252H20ZM30 249H28L29 252L32 251V250H30ZM47 249H46V250H47ZM55 249H54V250H55ZM61 249H58L59 252L61 251V255H60L59 253H58V255L64 257L63 254H65V252H63ZM110 249H111V248H110ZM225 249H226V250L229 249V250H230V253H231L232 255L234 254L235 256H233V258H232V255L229 253V251H226ZM233 249H234V250H233ZM0 250H1V249H0ZM4 250H5V249H4ZM15 250H16V249H15ZM15 250H14V252H15ZM46 250H44V253L46 252ZM54 250L52 249V253L57 254L56 252H57L58 250H56V252H54ZM122 250H123V249H122ZM231 250H232V251H231ZM244 250H245V251H244ZM260 250H261V249H260ZM263 250H264V249H263ZM263 250H262V252L264 253ZM6 251H7V250L2 251V252H4V253H6V255H4V257L8 256V254H9V257H7V258H8L7 260L11 261L10 259H12V258H11L12 254H11L10 252H12L13 250H12V251H9V252H6ZM16 251H17V250H16ZM23 251H21V252H23ZM33 251H32V254L30 253V255H31L32 257H33V255H34V254H33V253H34ZM66 251H67V250H66ZM123 251H125L126 254L128 253V251H126V250H123ZM225 251H226L227 253H229V254H226ZM236 251H237V252H236ZM247 251H248V252H247ZM249 251H250V252H249ZM253 251H254V252H253ZM257 251H259V250H257ZM14 252H13V254H14ZM36 252H35V253H36ZM233 252H234V253H233ZM242 252H243V256L240 254V253H242ZM245 252H247V253H245ZM252 252H253V253H252ZM262 252H261V253H262ZM16 253H17V252H15V254L13 255V256H15V257H14L15 260L13 259L14 262H10V263H8V264H13V263L20 264V263H22V262L20 261V259H19L20 257H19V258H16V256H18V255H16ZM24 253H23V255H22L23 257H24ZM236 253H237V254H236ZM261 253H260V254H261ZM0 254H1V251H0ZM40 254L42 255L43 252H39L38 255H40ZM129 254H131V253H129ZM129 254H127V255H129ZM220 254H221V255H220ZM238 254H239V255H238ZM245 254H247V256H246ZM257 254H259V253L256 252L255 255H257ZM260 254H259V255H260ZM20 255H21V253H20ZM38 255H36V256H38ZM58 255H56V256H58ZM114 255H115V254H114ZM215 255H216V256H215ZM222 255H225L224 258L227 257V259L222 258V257H221ZM236 255H237V256H236ZM240 255H241V256H240ZM259 255H258L257 257H259ZM13 256H12V257H13ZM26 256H27V255H26ZM36 256H35V257H36ZM219 256H220V257H219ZM238 256H239V257H238ZM262 256H264V255L262 254ZM4 257H3V254L0 255V259H1L0 261H1V263H3V264H5V261H3V260H6V258H4ZM23 257H22V258H23ZM28 257H29V256H28ZM32 257H31V259L34 260V257H33V258H32ZM146 257H147V256H146ZM146 257H145V255H143V256H141V258H138V259H137L138 261H137V260H136V261H137L139 264H140V263H142V264H153V263L150 261V259H149L148 257H147V258H146ZM228 257H229V258L231 257L232 260L230 259V261H229V260H228V259H229ZM242 257H243V258H242ZM245 257H246L247 259H246ZM3 258H4V259H3ZM122 258H123V257H122ZM218 258H219L221 261L218 260ZM221 258H222L223 260H222ZM237 258H239L240 260L237 259ZM251 258H252V259H251ZM16 259L18 260V262H19V261H20V262L18 263V262L16 261ZM24 259H25V257L23 258V260H24ZM26 259H27V258H26ZM29 259H30V258H29ZM31 259H30V261H31ZM123 259H124V258H123ZM139 259H140V260H139ZM141 259H142V260H141ZM143 259H144V260H143ZM234 259H235V260H234ZM236 259H237V260H236ZM248 259H250V260H248ZM260 259H261V256H260ZM260 259L258 258V260H259V261H258V264H260V262L262 263V261H260ZM217 260H218V261H217ZM224 260H226V261H224ZM244 260H245V261H244ZM2 261H3V262H2ZM9 261H8V262H9ZM139 261H141V262H139ZM142 261H143V262H142ZM234 261H235V263H234ZM237 261H238V262H237ZM241 261H242V262H241ZM6 262H7V261H6ZM23 262H24L25 264L28 263V261H23ZM194 262H195V260H194ZM202 262H203V260H201V262H200L199 260H196L195 264H204V262H203V263H202ZM213 262H214V263H213ZM228 262H227V264H229ZM232 262H233V263H232ZM222 263H221V264H222ZM251 263H250V264H251ZM253 263H255V262H253ZM256 263H257V260H256ZM263 263H264V261H263ZM263 263H262V264H263ZM28 264H29V263H28ZM193 264H194V263H193ZM205 264H206V263H205Z\"/></svg>",
  "mask_w": 264,
  "mask_h": 264
}]
</instances>
